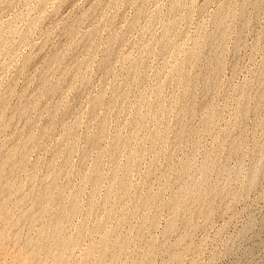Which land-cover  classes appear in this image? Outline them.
<instances>
[{
    "label": "rangeland",
    "instance_id": "rangeland-1",
    "mask_svg": "<svg viewBox=\"0 0 264 264\" xmlns=\"http://www.w3.org/2000/svg\"><path fill=\"white\" fill-rule=\"evenodd\" d=\"M243 1L244 0H181V1L180 0H176V1L175 0L174 1L173 0H0V31L1 30L3 31V32L2 31L0 32V101H1L0 104H2V106L0 105V108L4 109V110L0 109V114L2 116V117L0 116V118L1 119L5 118L4 120L0 119V126L4 124L3 125L4 127L3 126L0 127V155H1L0 158L3 156L5 158V155L8 152V150L11 152H13L14 150V153L16 152L15 155L17 156V159H19L20 164H22L23 158L26 159V161L23 160L24 161L23 164L27 162V164H25L26 166L23 165L20 168L21 169L20 170L18 168L20 165L15 169L12 168L13 163H14L13 161L16 159H14L13 161L11 160L13 163L11 161L9 163L8 161L7 165L8 163L10 165L7 166L5 164L6 166L5 165L3 166L2 171H1L2 173H0V179L4 180V181H0V184H3V185H0V188L2 186L1 188L2 190L0 189V196L2 195L4 196V197L3 196L0 197V208H1V205L3 207V209L1 208V211H0V218L1 216H3V219L4 218L5 219L7 218L6 220L9 219L8 221H6V223L7 225L8 224L10 225V226H7L6 223L3 224L5 219L3 220L1 218L0 221H2L3 223L2 222L0 223V228H1L0 229V264H25L26 260H28L26 264H34L37 261H38L37 263L39 264H42V262L43 264L44 263L48 264L47 263L48 261L49 263L52 261L51 264H53L54 262H55L54 264H57V262L58 264H63V263L64 264H74V262L75 264H77L76 260L83 261L82 262L83 264H84V261H86L85 262L86 264H92L90 262L95 261V259L97 260L96 262L99 261L98 262L99 264H119L122 262L120 261V259L124 260V262H122L123 264L126 263L125 261H127L126 264H128V262H130V264H137V263L143 264L144 261L146 260L145 258H149V256L151 255H152L151 256L152 261L149 258L146 260L148 261V263L145 261V264L146 263L147 264H165V263L170 264L172 262H173L172 264H264V77H263L264 76V66H263L264 65V0H253V2L256 1V4L258 3L256 5L254 2L255 6L252 4L251 0L249 1L245 0L244 2ZM170 2L171 3L175 2V4H177L175 5L176 8L174 6H171ZM225 4H227L228 7ZM242 4H245V5H242ZM218 6L223 9L220 10L221 8H219ZM171 7L174 8V10ZM225 7H226V11H224ZM241 7L245 9L244 13ZM217 8H219V10ZM227 8L228 9L230 8V9L228 10ZM233 10H235V12H233ZM86 11L87 13L88 12L89 13L88 14L84 13ZM230 11H232V13ZM237 11H239V13H237ZM214 13L216 14L215 15L216 17H214ZM236 13H237V16H236ZM217 14L219 15L221 14L220 15L222 16L221 18H225L223 17L224 14L225 16L229 14V16L226 17L227 19L226 18L219 19V15L217 16ZM31 18L37 23L35 24L31 23V22H34V21H31ZM213 18H215V20ZM221 20H223L221 23L225 22L226 26L224 24H222L223 26L220 25L221 23L217 25V23L220 22ZM213 22L215 23L213 24ZM28 24L30 27L27 26ZM33 25L35 27H33ZM215 27H217V29ZM223 27H225L226 29V30L224 29L225 32L221 31L220 29ZM7 28L8 30H11L12 32L14 29L15 31L16 30L17 31L16 33L12 35L11 34L12 32L9 31L10 33H8ZM27 28L29 30H27ZM214 28L217 31H215ZM212 30L214 31L212 32ZM220 31L224 32L225 34L222 33L221 35ZM4 32L6 35L5 39L3 36ZM6 32L9 35H7ZM25 32H27L26 33L27 35L25 34ZM209 32L213 35H214V32L215 33L218 32L219 34L216 33L213 39H211L213 35H211L212 37L210 36L211 38L207 39L206 36L210 35ZM21 33L22 35H25V37L22 36L21 38ZM207 33L209 34L207 35ZM217 34H218V37H217ZM198 37L199 38L201 37L203 39L200 38L197 40ZM219 37L220 39H218ZM216 38H217V41L222 40V42H219V41L216 42ZM195 39L197 40V42L194 41ZM206 39L207 40L211 39V42L207 41ZM214 39H215V42L212 41ZM201 41L203 42V44L201 43ZM193 42H196L198 44L201 43L203 46L200 44L201 45V48H200L197 46L198 45L197 44L196 45L198 47V50H197V47L196 48L193 47L196 44V43L193 44ZM213 43L214 45L216 43V45L214 46ZM67 44H70V47ZM217 45L220 47L221 51ZM204 46L207 47V50H204V52H202L203 50L201 49L203 48L206 49V47ZM66 47H69V48L66 49ZM109 48L111 49L110 51L108 50ZM190 48L192 49L194 48L192 50V53L190 52L191 51ZM187 50H189L188 53H187ZM194 50L195 51L197 50V52H195ZM58 51H60L63 54L62 55L59 52V54L64 56V59H62L61 55L58 54ZM107 51H109L110 54H108ZM218 52H220L221 55H219L220 53ZM207 53H209V56L207 55ZM56 54L59 57H61L60 59L62 61L58 58V56L56 58ZM186 54L187 55L189 54L188 57H190L193 61L196 60L197 63L195 61V65H194V62L191 61L190 58L188 60V57L187 58L185 57L187 56ZM196 56L200 58H197ZM214 56H217V57L215 58ZM221 57L222 59L218 60V58H221ZM185 58L188 61H185ZM55 59L60 60V61L57 60L59 62L58 65H56L57 62ZM214 61L216 62L214 63L216 65L213 64ZM177 62L180 64L182 62L183 63L185 62L184 64L187 67H185L184 64L179 66ZM173 63H176L174 64L175 65L174 68L172 65ZM220 64H221V67L219 66ZM50 65L51 66L54 65V67L57 69L55 68L53 69V67L50 68ZM183 65L185 69L183 68ZM133 67L135 70L137 69L135 73H134L135 70H133L132 72ZM47 68L49 70H46ZM172 68L173 70L174 69L176 70L171 72ZM177 68L178 69L183 68L184 71L183 70L179 71ZM67 69H69V71ZM65 70H66L65 73L67 75L64 74L65 76L62 78V76L60 75H62L64 73L63 71ZM77 70L79 72H76V75H75L74 72ZM44 71H47V72H44ZM176 71H177L176 74H178L180 78L177 77V75H175ZM170 72H171L170 74L171 76L169 77L168 73ZM178 72H182V73L179 74ZM204 73L205 75H203ZM172 75L174 78L172 77ZM185 77H186V80L189 77L188 80L190 81H186L184 79ZM191 77L192 78L194 77L193 78L194 80L190 79ZM182 81L184 83H181ZM41 82L43 85V88L41 87L42 90L39 88L40 86H42ZM58 82L60 83L59 85H58ZM45 85L48 87V89L45 87ZM50 85L55 86L56 89L60 87L59 88L60 90L58 89L59 93L57 91H56L57 93H53V89L54 91L56 89ZM182 85L183 86L186 85V86L183 87ZM206 85L207 87H205ZM6 88H8L9 90L8 89L6 90ZM124 89H126V93H128L129 95L125 96ZM184 89L187 91H184ZM190 89L193 95H190V99H189V92H191ZM7 91L8 92L10 91V94ZM48 91L52 92V94L51 95L50 93L48 94L47 93ZM242 93L243 94L245 93V94L243 95ZM2 95H4V97ZM59 97L64 100V101L63 100L61 101L62 102L61 104L59 103L60 102ZM158 97L161 99V100L159 99L160 101L157 99ZM143 98H145L144 101H143ZM2 100L4 103L2 102ZM30 101L32 103H30ZM140 101L141 102L143 101V104H141ZM146 101L147 103H144ZM191 101L193 104L191 103ZM64 102L66 103L64 104ZM152 102H156V104L153 103V107H155L154 110L153 109L150 110V108H153ZM160 102H163V103L166 102L167 104L171 103L169 104V106L171 105L170 107L173 108L174 110L170 109V107L168 108L167 107L168 105L166 103L161 104ZM184 102L186 103V105H183V107L185 106L186 107L183 109L182 104H185ZM91 103L93 105L95 104L96 106L95 105L93 106ZM157 103L161 105L159 106ZM136 104H141L143 107H141L140 105L138 106ZM187 104H189V108ZM23 105L25 106V109L28 108L27 109L28 112L24 109ZM35 105H36V108L32 109L31 107L32 106L35 107ZM57 105H60V106H58L57 108ZM54 106L56 108H54ZM136 106H138V108L141 107V109L140 110L136 109L137 108ZM144 106H147V107H144ZM157 106L158 107L163 106V108H160L161 109L160 110ZM165 106L168 108V109L166 108V110L170 109L169 111H167V113H164L166 112V110L165 111L163 110L165 109ZM180 106L182 109L181 108L179 109ZM239 106L241 107L242 110L245 109V111H241ZM19 107H21L20 108L22 109L21 111H24V112L21 113V111L18 110ZM60 107H61V110H60ZM213 108L216 110H214ZM56 109H58L59 111L58 110L56 111ZM178 109L181 111L180 114H179L180 111ZM190 109L192 110V112ZM238 109H240V112H238L239 111ZM136 110H138L137 115L139 114L138 115L139 118L138 116H136V112H133ZM175 110L177 111L176 113H175ZM184 110L185 111L187 110L186 111L187 112L186 115L188 114L187 116L184 115L185 114ZM48 112H53L52 114L53 116H51V114H49ZM20 113L21 114L24 113V114L21 115ZM177 113H178V116L176 115ZM133 115H135L136 118H133L132 117ZM140 115H142L143 118ZM103 117L106 120L104 119L100 120V118H103ZM140 118L142 119L143 122H141ZM177 118H179V121ZM183 118L185 120H183ZM9 119L10 120L12 119L11 120L12 123L11 121L8 122ZM131 119L132 120L135 119L136 122L133 121L134 122L133 123ZM77 120L78 122H76ZM1 121L3 123H1ZM104 121L106 124L103 123ZM205 121H207L205 123L206 126L203 124ZM8 123H10L11 125L9 124L10 126L8 125L7 127ZM137 123L139 124L137 125ZM100 124L101 126L103 124L104 127L106 125L107 128L106 127L103 128L101 126L99 127ZM135 124L138 127H136ZM185 124L188 127L185 126ZM69 125L74 126V127L69 128L68 127ZM139 125H141V127ZM97 126L99 127V129L97 128ZM131 126L134 128L136 127L138 129L134 130ZM145 127L148 129V132L146 131L147 129ZM164 127L165 129L170 128V130L168 129L169 131H167L166 129V131H164ZM71 128H73V130ZM88 128H90L91 131L93 130L92 134H90L91 131ZM150 129L153 132L151 131L149 133ZM177 129H179L180 131L179 130L177 131ZM86 130L88 131L90 135L86 133L87 132ZM97 130L98 131L100 130L99 132L101 133L97 132ZM103 130H105V132ZM154 130L156 131L155 135L156 136L159 135L158 137H156L153 134ZM67 131L69 133L71 132V134L68 135ZM15 132L17 133L18 136L15 134ZM117 132H118V135L119 133L121 134V136L119 135L120 137H118V135L116 137L114 136V134L116 135ZM129 132L130 133L134 132L136 135H134L133 133L130 134ZM18 133L21 135H19ZM97 133L100 134V138L98 137L99 139L97 138V136H99V135H96ZM147 133H149V136H147L148 135ZM28 134L29 136L31 135L30 136L31 138L27 136ZM64 134H66L67 136ZM126 134L133 135V137L130 138L128 137V135L126 136ZM95 135H96L95 137L96 140H94V137H93ZM153 135L154 137H156L155 139ZM160 135L162 136L161 140L159 139L161 137ZM66 137H69L68 140L66 139ZM84 137L86 138V141H84L85 140L83 139ZM87 137H89L90 140L93 137L92 142L90 141L91 144H89L90 142ZM117 137H118V140H116ZM150 137H152V140H150ZM163 137L165 138V140L163 139ZM16 138H18L19 140ZM23 138L24 140H22ZM111 138H113V141ZM177 138L179 140L182 138L181 140L183 141L181 140L178 141ZM234 138H236L235 142L234 140L231 141V139H234ZM30 139H32L33 142ZM13 140L15 141V144H17L18 142L19 143L21 142L20 143L21 145H23V142L26 140L28 146L24 147L25 142H26L25 141L24 146H22L24 148L23 149V148H20L21 145L18 143V145H20V146L17 145V147H19L18 149L14 146L15 144H13L14 142ZM59 140H61L62 142ZM129 140L130 142L131 141L132 142L130 143ZM153 140L155 142H151ZM236 140L238 142H236ZM115 141L116 142L118 141V142L115 143ZM161 141L164 143L162 144ZM85 142L87 143V145ZM109 142L111 143L109 144ZM113 142L116 145L112 144ZM121 142L127 145L131 144L132 147L129 146L125 149V146L127 145L122 146ZM59 143H60V146H59ZM73 143L76 146V148L72 146L69 148L68 145L70 144L73 145ZM93 143L97 145L94 146ZM214 143H216L215 145L218 147L219 145H223L221 146L223 148L221 149V147L219 148L216 147ZM11 144H13V146ZM64 144H67V145H64ZM118 144H121V145H118ZM108 145L109 147L111 145H114V147L112 148L111 146V148H112L113 154L115 153V155L111 154L112 151H111V148L108 147ZM163 145H164V148H163ZM57 146H58V149H57ZM64 146H67V148ZM88 146L89 148L86 149V147ZM115 146L120 147V148H116ZM121 146L124 147L125 150L122 149ZM159 146H161V149ZM229 146L230 147L234 146V150L236 152H234L233 150L232 153H236V154L231 155L230 154L231 152H230L228 154L229 158H227V156L225 157V155L230 151ZM9 147H12V149L11 148L9 149ZM212 147L213 148L216 147L217 149L215 148L213 152ZM2 148H4V150H2ZM6 148L8 150H6ZM54 148H56V150H59L55 152L56 156L55 154L52 155L53 152L56 151ZM59 148L61 149L63 148L65 151L62 149L60 152ZM71 148H74V149H71ZM104 148L105 149L109 148V149L106 152L105 150H103ZM237 148H240L238 149V152H237ZM83 149L84 151H86V153H84ZM115 149L118 151L117 152L118 156H116L117 153ZM129 149L131 150L130 151L131 153L129 152ZM156 149L157 150L159 149L160 151L158 150L157 153L154 152V151H157ZM21 150L22 151L25 150L26 152L23 153ZM119 150H120V154H119ZM209 150H210V154H208ZM1 151L6 152V153H2ZM169 151L170 153L171 151H173L172 152L173 154L172 153H171L172 155H170V153L168 154ZM11 152H8V154H10ZM58 152L62 154L59 155ZM87 152L89 153V155ZM96 152L97 153L101 152L102 155L101 154L99 155ZM136 152L139 154H137ZM205 152L206 154L204 155L203 153ZM21 153H23L24 155H21ZM82 153L85 155L82 156ZM17 154H20V155H17ZM68 154H69V157H68ZM104 154L106 155L105 158L107 156L109 157L105 159ZM157 154H159V156H156ZM26 155L28 158L24 157ZM98 155L101 156L99 157V159L96 158L98 157ZM130 155L132 156L133 161L131 159L129 160V158H131ZM153 155L156 157L152 158ZM203 155L204 156L210 155V157L206 156L204 159ZM223 155L225 159H223L224 158L222 157ZM16 156H14V158H16ZM59 156H61V158ZM114 156H116L115 158L118 157L117 158L118 160L116 159L117 167L115 166L116 162L115 163L111 162L112 164H108L110 161L115 160ZM135 156L137 157L136 159H135ZM215 156H217V158H215ZM94 157H95L94 159L95 162L92 161ZM126 157L128 158L129 163L128 161L126 162L127 160ZM168 157H170L169 160H167ZM4 158H1V159L3 160ZM83 158L85 160H83ZM202 158H203V161L206 160L205 162L209 164L208 166L209 168L201 167L202 163L204 164V165L202 164L203 166L207 165L205 162H202ZM96 159L101 162L97 161ZM185 159L188 160L187 161L188 163H190L188 165V167L191 166L189 169L188 167H186L187 162L186 163L183 162ZM212 159L214 160L211 161ZM54 160H56L55 163H54ZM64 160H67L68 163L70 164H67V162L65 161L66 162V165H65ZM217 160L220 162V164H217L218 163ZM96 161L99 164L100 163L101 164L99 165L98 163H96ZM180 161L183 162L186 168L183 167V164ZM210 161L213 162L214 165L211 164ZM214 161L216 162L217 165L215 164ZM124 162H126L124 164L125 167L128 166L129 164L133 165L132 167L131 165H129L130 167H127V168H131L132 170L130 169L128 170L126 168V171H122L124 167L123 165ZM49 163L53 164V166L55 167H52L51 165L49 167ZM57 163L59 165V168L62 167L60 169L58 168L60 171L56 170L58 166ZM59 163H61V165ZM179 163L182 164V166ZM32 164L35 166L34 169H32V171L34 170L33 173L30 170L31 167L33 168ZM91 164L93 165V167L90 168ZM97 164L99 166L95 167V165ZM150 164L151 166H149ZM67 165L68 167H66ZM121 165H123V167H121ZM210 165L212 166L210 167ZM24 166L26 168H24ZM101 166L103 169L99 170ZM213 166H215V168ZM51 167H52V171L54 174L51 172ZM112 167L113 169H111V171H114L116 167L115 171L117 173L114 171L116 173V174L114 173L115 175L114 174L112 175L113 172L109 171L110 168ZM125 167H124V170H125ZM92 168L95 171L99 170L103 173L98 174L99 172H95ZM47 169H49L48 170L49 172L47 171ZM89 169L91 170V172ZM209 169L211 170L210 174H209V171H210ZM17 170L20 172L18 173ZM77 170H79V172H77ZM85 170L88 175L85 173ZM201 170H204V171H201ZM255 170H256V173H255ZM4 171L7 173H5ZM29 171L31 172V174ZM129 171H131L130 175L128 174ZM251 171H254V173ZM9 172L12 174L17 172L18 174H14L13 176ZM35 172L37 173L34 174ZM58 172H62L60 173L61 175ZM88 172H90V174ZM201 172H203V175L201 174ZM57 173L59 174L60 177L58 176ZM80 173H82V175L84 173L86 176L85 175H84L85 177L81 176ZM120 173L122 176H119ZM4 174L8 178L2 176ZM77 174H79V176ZM253 174H255L256 177L252 176ZM16 175H19V176H16ZM98 175H101V177ZM199 175L201 179L198 177ZM9 176H11V178ZM29 176H33V177L29 179ZM45 176L46 178H44ZM91 176L93 178L94 177H97V178L93 179ZM115 176L116 177L119 176L118 178L120 179L121 177V179L118 180V178H115ZM166 176L170 178V179L168 178L169 179L168 183H167L168 180H166ZM80 177L81 178L84 177L82 178L84 182L81 180ZM14 178L16 179L14 180ZM38 178H42V179H38ZM50 178L53 179V180L51 179L53 182L49 180ZM114 178L117 179L118 181H116ZM202 178L204 181L202 180ZM66 179H68V182H65ZM97 179H99V181H97ZM198 179H200V182H197L199 181ZM12 180L15 183H12ZM40 180H43V181H40ZM44 180H46V182H44ZM122 180L124 182V186L127 185L126 187L128 186L130 187V189L129 187L127 189L124 186L123 187L125 189L119 188L121 189L120 191H122L123 194L119 192V189L116 192L117 188L119 187L118 184H116V182L119 183V181H122ZM126 180L128 181L127 183H126ZM194 180L196 181V183L194 182ZM8 181L9 183L7 184L8 186L6 187L5 185ZM47 181L50 183H48ZM95 181L99 182V184H96L97 182L94 183ZM106 181L108 182L109 185L111 184L110 182H113L110 185V187L113 184L115 186L113 185L112 186L113 188H109L108 187L109 185L107 184ZM59 182L60 184L58 185ZM63 182H65L64 184L65 185L67 184V186H64V184H62ZM193 182L195 183L194 185L198 183L196 185V188H198L197 194L198 196H202V198L196 195L193 196L194 194L193 192L194 188L192 184ZM42 183L47 187V189L49 186V190H47V192L49 191L48 194H52V195L51 197L50 195L48 197L46 195L47 198L46 197L45 198L47 199L48 203H45L46 199L44 198L45 199L44 202L42 201L40 204L36 205L34 197H36L35 195H37L40 192L38 188L39 189L46 188L44 185L41 186ZM80 183H83L84 186ZM92 183L95 185H98V188L95 189L97 186L93 185ZM39 184H41L40 185L41 188L38 186ZM91 184L95 186V188ZM163 184H166L165 185L166 187H164ZM36 185L38 186V188ZM50 185L54 189L51 188ZM75 185H77V189ZM78 185L80 187L83 186V189L84 188L85 189L81 190ZM10 186L12 189L10 188ZM59 186L61 187V189L59 188ZM178 186H181V188L179 189ZM32 187L34 189L36 188L35 190L37 191L34 190V193H33ZM107 187L109 188L108 190H106ZM6 188L11 191L6 190ZM78 188L81 192L78 190ZM161 188H163V190ZM50 189H52L53 191ZM122 189H124L125 191L126 189L130 191L129 192L126 191L127 194H125L124 193L125 191ZM159 189L161 190V192ZM178 189L181 190L179 191V193L177 192ZM183 189L184 190L186 189L187 191L185 190L182 193ZM215 189L217 191V194H216ZM75 190L80 192V196L78 195L79 192L75 193L76 192ZM92 190H93L92 192L93 194L91 193L89 194V192ZM94 190L96 191L94 192ZM157 190L160 193L156 192V194L159 193L156 196L155 191ZM174 190L177 196L174 194L171 195V193H174L173 192ZM220 190L221 191L224 190L222 191L223 193H221ZM27 191H28L27 194L31 193V195H26L25 193ZM50 191H52L53 193L52 192L50 193ZM55 191H58L56 192L58 195L55 194ZM105 191H108V192L111 191L112 193L114 192L111 195L115 196V199L114 197L112 198V196L108 194V192H105ZM198 191L201 195L198 193ZM208 191H210L212 194L209 192L208 193L209 196L206 198ZM22 192H24V194H22ZM36 192L38 193L36 194ZM115 192L118 194L117 196ZM186 192H188L189 194H187ZM202 192H203V195H202ZM59 193H60V196H62V200H61V197L59 196ZM74 193L75 195L77 194L76 197ZM161 193L162 195H160ZM64 194H66V196ZM69 194H70V197L68 196ZM95 194H97V196ZM103 194L104 195L107 194L106 196L108 197L107 198L108 201L106 200V196L103 197ZM120 194L123 196L120 197ZM214 194L216 195L214 196ZM89 195H92V197L94 198L92 199V197ZM158 195H160V197ZM187 195L191 196V198H188ZM144 196L147 197L146 200L144 199L146 198ZM171 196H172V199L174 200V201L172 200L173 202L171 201L172 203L169 202L170 199L168 200V198H170ZM175 196L177 199H175ZM183 196H184V199L187 197L186 199L187 201H185L184 199H181L183 198ZM192 196L193 198L195 197L196 200L198 197V201L192 200L191 203H194V204L189 205L190 202L188 203V201H191L190 199H193ZM203 196H204L205 204L203 202L204 201ZM66 197H68L69 199L67 198V201H64ZM72 197H74L75 199H73ZM116 197L117 198L119 197L118 200H116ZM156 197L158 198L155 200ZM111 198L114 200V201L112 200L114 203L110 202ZM149 198L150 199L152 198V200H148ZM179 198L183 200L181 203H179L180 202ZM199 198L201 199L202 202L200 201ZM208 198H210V202L212 200L213 204L207 201ZM17 199L19 202L23 201L22 204H20L18 201L17 203L16 202ZM24 199H28V200L24 201ZM48 199L51 200V202ZM52 199L55 202L57 201L59 204L61 201L62 205L63 204L64 205L60 206L57 202L54 203ZM103 199H105L107 202L106 201L103 202L102 201ZM1 200L5 201V202L3 201L4 204L1 202ZM71 200L73 204L71 203ZM78 200L81 201L80 203L82 204H79ZM175 200H178L177 203L175 202ZM144 201H145V205L147 206L148 204H150L149 201H151L150 205L153 204L152 207L150 205L146 207L143 203ZM162 201L164 204L165 202L169 203L168 205H172L175 202L176 204L174 203L173 205H176V206H174L175 208H172L173 206L169 207L167 206V204L164 205ZM65 202L67 203L65 204ZM87 202H89L88 203L89 205L87 204ZM102 202L103 203L106 202L105 204L107 205L103 204V207H102ZM206 202H209L208 203L209 206ZM5 203H6V206H3L5 205ZM99 203H101L100 204L101 206L99 205ZM109 203L111 205V208H110ZM182 203L186 205L188 204V205L186 206V205H183ZM33 204L34 206H32ZM41 204L45 206L43 207V209L45 208L44 210L47 211L46 208L50 209L51 212L47 211L48 212L47 214H50L48 218H47V214L46 215L44 214V212L46 211L40 208V206L42 207ZM44 204H47L48 206H51V205L52 206L48 207L47 205H44ZM117 204L119 205V207L121 206L124 209L121 207L120 209ZM133 204H135V206L138 208H135ZM20 205L22 206L20 207ZM68 205H69V208H67ZM140 205H142V207ZM37 206H39L38 209H37ZM56 206H58V208ZM76 206H77V209L74 208ZM113 206L115 209L113 208ZM127 206L129 209L127 208ZM143 206H145L144 209H143ZM163 206H167L168 208L163 207ZM179 206H181V208H179ZM183 206L186 208L187 207L189 208L186 209ZM210 206L212 209L209 208ZM59 207L61 208L60 210H58ZM65 207L67 208V211ZM71 207L74 208V210L78 212H75L73 209H71ZM80 207L82 208L79 209ZM88 207L89 208L91 207V209H89ZM206 207L207 209L202 210V208H206ZM17 208L19 209V212L18 214L15 215V213H17L18 211ZM107 208H110L109 210L113 211V212L111 211L112 215L114 213L115 215L120 213V215L118 214L116 215V217H114L115 215L111 216L109 214L110 211L109 210L106 211ZM132 208H135L136 210L134 209L135 210L134 211L132 210ZM156 208L160 210L156 211ZM9 209L10 210L13 209L12 210L13 212L12 211H10L11 213L5 212L6 210L9 211ZM93 209L94 210L96 209V210L93 211ZM146 209H147V213L145 212ZM176 209H180V210L176 211ZM208 209L209 211H207ZM2 210H4L5 213ZM61 210H63L62 212L63 214L66 211L65 213L66 215L60 214ZM72 210H73V213H71ZM84 210L85 211L88 210L90 215L88 216V213L86 212L87 213L86 214ZM91 210L93 211V213L94 212L95 213L91 214ZM28 211L29 212L32 211V212L29 214ZM55 211L58 213H56ZM203 211L205 213H208L207 216ZM36 212L37 213L39 212V214H36ZM141 212L142 213L144 212V213L141 215ZM155 212H157V214L160 212L158 214L159 216H156ZM7 213H10V214L7 215ZM53 213L56 215L55 217L58 218L57 219L58 221H60L61 219L62 220L64 219L63 221L61 220L63 223L60 221L61 222L60 232L63 230L65 231V234L66 233L69 234L70 232V235H71V232L74 231L75 234L74 233H73L74 235L72 234V236L74 237L69 236V238L73 242L68 238L67 234L65 237L60 232H58L56 236L54 235L56 234L54 232L55 231L54 225L58 221L57 220L55 221L54 218H52L54 222H51L52 220L50 219L51 217L54 216V215L51 216V214ZM75 213L76 215H73L74 217L71 216L72 214H75ZM107 213L109 214V217ZM126 213L129 214L128 218L126 217L127 220L124 217ZM173 213H175V215ZM209 213H211V215ZM11 214L13 215L11 216ZM23 214L25 216H22ZM144 214L146 216H144ZM172 214H173V217H172ZM36 215H37V219L35 217ZM68 215L69 217L70 216L73 217V219L71 217L68 219V217H66ZM122 215H124L123 216L124 218L122 217ZM138 215L140 217L141 216L146 217L145 218L146 222L144 223L145 219L143 220L142 219L143 217L140 219ZM152 215L154 217H158L156 223L154 222L156 221V218L155 220H154V217H153V220L151 219ZM186 215L188 217L187 218L188 221L186 217L185 219L188 223H186L183 217ZM208 215L209 217L210 216L211 217L207 219ZM106 216L110 219L111 217H114V219L109 220L106 218ZM26 217H28V220ZM45 217L47 218L46 220V222L48 221L47 223L43 221ZM97 217L100 218L101 220L98 219L100 221H97ZM120 217H122V221L124 224H122V221L121 222L117 221L118 219L121 220ZM167 217L169 218L172 217V218L168 220ZM181 217H182V220H181ZM17 218H19V220H17ZM38 218H40V220ZM66 218L69 221H71V223L67 220L68 222L66 224ZM174 218H176L177 220L175 221ZM33 219L35 220L33 221ZM16 220L18 221V223L15 222ZM26 220L30 224L29 223L27 224ZM140 220H142V223ZM166 220H168L167 221L168 223L170 222V220H172L174 223L176 222V226H172L173 227L172 230H170V227H169V230H167L168 228L166 227H168L169 225L167 226L165 225L167 223ZM10 221L13 223V224L11 223L12 225L10 224ZM83 221L84 223H86L84 225L85 227L86 225L89 226L91 223L95 221V224H91V230L89 228L90 231H92L93 229L95 230L89 233L88 228L87 227L85 228L82 226ZM182 221H185L186 224L183 223ZM23 222H26V223H23ZM31 222L34 224H32ZM41 222L47 225L50 222L51 225L53 224L54 225L53 227L52 226L50 227V224H49L48 226L49 229H48L47 225L45 226L46 227L45 228L43 227L45 224L43 225ZM98 222H101L104 225ZM113 222L114 224L118 222L120 223L114 225ZM150 222L152 223V225ZM137 223H138L139 228L140 226H143L142 229H145V231L143 230L142 232L141 229L137 231L138 226L135 227ZM15 224H20V226L21 224H23V226L25 224V226L24 227L23 226L20 227L19 225L15 226ZM120 224L124 226H119ZM182 224L183 225L185 224V226H183ZM28 225L29 226L34 225V226L31 228V226L29 227ZM94 225L96 226L101 225V226H99V228L98 227L95 228L96 226L94 227ZM116 225H118L121 231V232L119 231L120 234L117 233L118 227H116ZM131 225H135V226L131 227ZM13 226H14V229L11 230ZM17 226L18 228H16ZM64 226H66L67 229ZM6 227H9V229L7 230ZM27 227H29V229ZM36 227L39 230V231L37 230L38 232L36 231L37 229ZM78 227L79 228L81 227V229H79ZM148 227H151V229L150 228L148 229ZM128 228L129 230L131 229V231H129ZM132 228H134L135 230L137 229L136 232ZM15 229L16 230L18 229V230L16 231ZM43 229L44 230L46 229V231L43 232ZM78 229L79 230L83 229V230L79 231ZM84 229L87 233L84 231ZM104 229L106 230L104 231ZM163 229L165 230V232ZM77 230L80 232L79 234H81L82 232V234L84 233V236L85 235L86 236L84 238L83 236L79 237V234L76 232ZM17 232L19 233V235ZM40 232H43V235L38 234ZM105 232L107 233L104 234ZM111 232L112 233L115 232L117 235L112 236ZM129 232H131L132 234L130 235ZM34 233H36L35 236H39V238L37 239L36 237L34 238ZM52 233H53V236H52ZM162 233H164L163 234L164 236H162ZM182 233L184 234L182 235ZM31 235L36 240L40 239L41 237H43L44 239L45 238L47 239L49 235H51L52 237L49 236L50 241L48 239L44 240L43 238H41L40 241L43 242V244L38 240L42 244L41 245L40 243H38V241L36 242L32 237H30ZM103 235H105L104 237L108 238L107 246L106 244L102 245V243L104 242V238H101V237H103ZM132 235H135L137 237L139 235H142V236H140V238L138 239L137 237L132 236ZM44 236H47V237H44ZM121 236L124 241L120 238ZM56 237L58 239H56ZM63 237L64 238L67 237L70 241H68V245H67L68 248L64 247L65 249L63 250V255H62L61 254L62 247L65 244L63 243L61 245L60 244L57 245L58 249L56 250V252L58 254L54 252L55 249H53L54 248L53 246H55L56 248L57 243L65 242V240L67 241V239L64 240ZM75 237L77 239H75ZM111 237L112 238L115 237L114 239L115 241L116 240L117 241L115 242L114 240H111L112 239ZM151 237L153 239H151ZM180 237L182 238L183 241L179 239ZM51 238H53V240ZM59 238L62 239L61 242ZM78 238L82 240L80 239L78 240ZM99 238H101L100 244L96 246V244L99 243V240H98ZM156 238L159 239L157 240V242L155 241ZM162 238H164L163 241H162ZM133 239L135 240V242H132L134 241ZM148 239L150 240V242L148 241ZM160 239L162 243L159 242ZM176 239L178 240V242H180L179 240H181L182 243L180 242L181 244H178ZM30 240H32L31 242H33L34 246H35L34 243H36V246L37 245L38 246L32 249L31 245H29ZM74 240L75 241L77 240V243H79L77 244V247L75 246L76 243L74 242ZM118 240H120V242H118ZM52 241H55V242H52ZM175 241H176V244L174 243ZM45 242H49L50 244L52 243L51 245L52 248L50 246L47 247L48 243L46 244ZM69 242L71 244H69ZM110 242H111V245H110ZM118 243H121V244H119L118 246ZM150 244L153 245L152 247H155L156 245L158 249L156 248L155 250V248H151ZM24 245L26 246L25 248L23 247ZM70 245L74 247H71ZM104 245L106 247H104ZM115 245L119 247V249H123L125 253H123V251L121 250L119 252L121 254H118L119 249L115 247ZM149 245H150L151 252L149 251V247H147ZM39 246L41 249H42L41 246H43V248L47 247L48 249L50 248L51 250L49 249L50 251L49 252L47 251L48 249L45 248L44 252L47 251L46 252L47 254H46L43 251H39L40 250ZM60 246L61 248H59ZM108 246L109 247L112 246V247L109 248ZM29 247H31V249ZM98 247L100 249H98ZM102 247H104L103 250L101 249ZM38 248L39 250H37ZM107 248H109V250ZM112 248L114 251L116 250L115 252L112 253L113 255L116 253L114 256L111 255L110 253L113 251L111 250ZM147 248H148V251H147ZM87 249L89 250V252H85V250ZM126 249L127 250L129 249V251H127ZM144 249L145 251H143ZM23 250L25 251V254L22 253L24 252ZM65 250L66 251L68 250V251L66 252ZM99 250L101 251L100 253H99ZM104 250L105 251L107 250L105 252L106 254L105 255L103 254L104 256H101ZM141 250L143 252L147 251L148 253L149 252L150 253L148 255H146V253H144L145 255H141V253L143 254ZM178 250L179 251L181 250V251L178 252ZM35 251L36 253L41 252L40 255L36 254V256L38 255V258L35 256ZM69 251H71L72 253L71 255L68 254ZM90 251L91 253L95 252L96 254L90 255ZM52 252H53V255H52ZM59 252L61 254V257H60ZM175 252L177 255L178 254L179 256L181 255V257L178 256L177 259L179 261H176L177 260L176 259L175 260L176 262L174 261L171 262L170 258L173 255V253L175 254ZM181 252H183V254ZM54 253L57 255H55ZM84 253L86 254L88 253V256L90 255L89 256L90 258ZM98 253L104 259L102 258L100 259L99 258L100 256L98 255ZM44 254H46V256ZM78 254H79V257H78ZM109 254L113 256V258H115L114 262H113L112 257H110ZM117 254H118V258H116ZM122 254H125L128 260ZM26 255H29L28 258L30 259L28 258L26 259ZM64 255H65V258H64ZM67 255L71 256L70 257L71 259L69 258V256L67 258L66 257ZM96 255H97V258H94V256ZM121 255L124 257H122ZM41 256H44V258L48 257V260L43 261L44 258L43 257L41 258ZM50 256H53L55 259ZM58 256L61 259L58 258ZM75 256L77 258H73ZM80 257L81 258L85 257V259L82 258V260H80L81 259ZM138 257L142 258V262H140V259ZM39 258L42 260V262H39L41 261V260H38ZM62 258L63 259L67 258L68 262L65 263L66 261L63 260ZM88 258L91 261H89ZM143 258L145 260H143ZM74 259L76 260L74 261ZM136 259L138 260L137 263L136 261H134ZM60 260H63V263ZM100 260L103 262L100 263ZM132 260L134 261V263L132 262ZM79 261H78V264L81 263V262L79 263ZM166 261H168L169 263ZM93 264H96V263L94 262Z\"/></svg>",
    "mask_w": 264,
    "mask_h": 264
},
{
    "label": "bare ground",
    "instance_id": "bare-ground-1",
    "mask_svg": "<svg viewBox=\"0 0 264 264\" xmlns=\"http://www.w3.org/2000/svg\"><path fill=\"white\" fill-rule=\"evenodd\" d=\"M173 1H174V0H173ZM175 1H176V0H175ZM180 1H181V0H180ZM244 1H245V0H244ZM244 1H243V2H244ZM248 1H249V0H248ZM251 1H252V4H253V5H254V2H255V4H256V1H254V2H253V0H251ZM258 2H259V1H258ZM170 3H171V2H170ZM177 3H178V2H177ZM172 4H174V5H172ZM252 4H251V5H252ZM257 4H258V3H257ZM257 4H256V5H257ZM170 5L175 7V5H177V4H175V2H174V3H171ZM225 5L227 6V4H225ZM242 5H245V4H242ZM247 5H248V3H247ZM219 6H220V5H219ZM219 6H218V7H219ZM254 6H255V5H254ZM227 7H228V6H227ZM171 8H172V7H171ZM175 8H176V7H175ZM219 8H221V7H219ZM219 8H217V9L219 10ZM237 8H238V7H237ZM172 9L174 10V8H172ZM222 9H223V8H221L220 10H222ZM227 9H228V8H227ZM229 9H230V8H229ZM229 9H228V10H229ZM239 9H240V8H239ZM241 9H243V13H244L245 9H244L243 7H241ZM218 10H216V11H218ZM237 10H238V9H237ZM87 11H88V10H87ZM87 11L84 12V13H87ZM89 11H90V10H89ZM224 11H226V7H225V10H224ZM241 11H242V10H241ZM241 11H240V12H241ZM220 12H221V11H220ZM222 12H223V11H222ZM230 12L232 13V11H230ZM233 12H235V10H233ZM88 13H89V12H88ZM88 13H87V14H88ZM216 13H217V12H216ZM226 13H227V12H226ZM228 13H229V12H228ZM237 13H239V11H237ZM237 13H236V16H237ZM234 14H235V13H234ZM234 14H233V15H234ZM240 14H241V13H240ZM42 15H43V14H42ZM215 15H216V14L214 13V17H216ZM218 15H219V14H217V16H218ZM220 15H221V14H220ZM220 15H219V19L222 17V16H220ZM222 15H223V14H222ZM226 15H227V14H226ZM230 15H231V14H230ZM243 15H244V14H243ZM227 16H229V14H228ZM227 16H225V14H224L223 17L226 18ZM234 16H235V15H234ZM238 16H239V15H238ZM225 18H221V19H225ZM213 19L215 20V18H213ZM226 19H227V18H226ZM214 20H213V21H214ZM29 21H30V20H29ZM31 21H34V20H32V18H31ZM222 21H223V20H221L220 22H218L217 25L220 24ZM77 22H78V21H77ZM216 22H217V20H216ZM28 23H29V22H28ZM31 23H34V24H35V23H37V22L34 21V22H31ZM214 23H215V22H213V24H214ZM222 24H224V25L226 26V23H225V22H224V23H221L220 25H222ZM77 25H78V24H77ZM77 25H76V26H77ZM215 25H216V24H215ZM215 25H214V26H215ZM220 25H219V26H220ZM27 26H29V24H28ZM31 26H32V25H31ZM222 26H223V25H222ZM29 27H30V26H29ZM33 27H35V26L33 25ZM71 27H72V26H71ZM215 28L217 29V27H215ZM215 28H214V30H215ZM218 28H219V27H218ZM13 29H14V28H13ZM212 29H213V28H212ZM220 29H221V31H224L225 27L220 28ZM222 29H223V30H222ZM27 30H29V29L27 28ZM214 30H212V32H213ZM218 30H219V29H218ZM225 30H226V29H225ZM1 31H2V30H1ZM1 31H0V32H1ZM7 31H8V33L12 32L11 30H8V28H7ZM9 31H10V32H9ZM14 31H15V29H14L13 32L11 33L12 35H13L14 33H16L17 30H16L15 32H14ZM73 31H74V30H73ZM215 31H217V30H215ZM221 31H220V32H221ZM2 32H3V31H2ZM218 32H219V31H218ZM218 32H216V33H218ZM224 32H225V31H224ZM224 32H221V35H222V33L225 34ZM22 33H23V32H22ZM22 33H21V38H22V36L25 37V35H22ZM26 33H27V32H25V34H26ZM68 33H69V32H68ZM70 33H71V31H70ZM209 33H210V32H209ZM209 33H207V35H208ZM216 33L214 32V35H216ZM6 34H7V32H6ZM218 34H219V33H218ZM218 34H217V37H218ZM2 35H3V34H2ZM7 35H9V34H7ZM26 35H27V34H26ZM211 35H213V34L210 33V35L206 36V38H207V39H208V38H211V37H212ZM214 35H213V37H212L211 39L214 38ZM221 35H220V37H221ZM3 36H4V39H5V37H6L5 32H4V35H3ZM202 36H203V35H202ZM210 36H211V37H210ZM1 37H2V36H1ZM215 37H216V36H215ZM220 37H219L218 39H220ZM200 38H201V37H200ZM200 38L198 37L197 40L200 39ZM204 38H205V36H204ZM223 38H224V37H223ZM223 38H222V39H223ZM201 39H203V38H201ZM207 39H206V40H207ZM211 39H210V40H207V41H210V42H211ZM197 40L195 39L194 41L197 42ZM204 40H205V39H204ZM207 41H206V42H207ZM212 41L215 42V39L212 40ZM218 41H219V40H218ZM218 41H217V38H216V42H218ZM196 42H193V44L196 43ZM198 42H199V41H198ZM204 42H205V41H204ZM219 42H222V40H220ZM201 43L203 44L202 41H201ZM201 43H199V44L196 43L195 46H193V47L196 48V47L198 46V47L201 48V45H202ZM65 44H66V43H65ZM75 44H76V43H75ZM197 44H198V45H197ZM200 44H201V45H200ZM207 44H208V43H207ZM67 45H69V47H70V44H67ZM67 45H66V46H67ZM196 45H197V46H196ZM199 45H200V46H199ZM213 45H214V43H213ZM215 45H216V43H215ZM215 45H214V46H215ZM218 45H219V43H218ZM218 45H217V46H218ZM87 46H88V45H87ZM202 46H203V45H202ZM206 46H208V45H206ZM206 46H204V47H206ZM211 46H212V45H211ZM220 46H221V45H220ZM222 46H223V44H222ZM236 46H237V45H236ZM63 47H64V46H63ZM69 47H66V49L69 48ZM111 47H112V46H111ZM198 47H197V50H198ZM209 47H210V45H209ZM209 47H208V48H209ZM212 47H213V46H212ZM218 47H219V46H218ZM234 47H235V46H234ZM194 48H193V49H194ZM213 48H214V47H213ZM190 49H191L190 52L192 53V50H193V49H192V48H190ZM209 49H210V48H209ZM216 49H218V48H216ZM219 49H220V47H219ZM222 49H223V48H222ZM64 50H65V49H64ZM108 50L110 51L111 49L109 48ZM197 50H196V51L194 50V51L197 52ZM201 50H203L202 52H204V50H207V47H206V49L203 48V49H201ZM201 50H200V51H201ZM213 50H214V49H213ZM109 51H107L108 54H110ZM218 51H219V50H218ZM220 51H221V49H220ZM59 52H60V51H58V54H59ZM188 52H189V50H187V53H188ZM207 52H208V51H207ZM210 52H211V51H210ZM60 53H61V52H60ZM199 53H201V52H199ZM218 53H220V52H218ZM61 54H62V53H61ZM61 54H59V55H61ZM108 54H107V55H108ZM189 54H190V53H189ZM189 54H188V55H189ZM194 54H195V53H194ZM194 54H193V55H194ZM197 54H198V53H197ZM197 54H196V55H197ZM62 55H63V54H62ZM62 55H61V57H62V59H64V56H62ZM186 55H187V54H186ZM188 55L185 56V57L187 58ZM193 55H192V56H193ZM202 55H203V54H202ZM207 55L209 56V53H207ZM219 55H221V53H220ZM57 56H58V55L56 54V58H57ZM194 56H195V55H194ZM194 56H193V57H194ZM197 56H198V55H197ZM197 56H196V57H197ZM205 56H206V55H205ZM26 57H28V56H26ZM26 57H25V59H26ZM51 57H52V56H51ZM61 57L58 56L59 59H60ZM201 57H202V56H201ZM214 57L216 58L217 56H214ZM29 58H30V57H29ZM29 58H28V59H29ZM54 58H55V57H54ZM54 58H53V60H54ZM105 58H106V57H105ZM186 58H185V61H188L190 57H188V60H187ZM194 58H195V57H194ZM194 58H193V59H194ZM197 58H200V57H197ZM203 58H204V57H203ZM215 58H214V59H215ZM51 59H52V58H51ZM59 59H57V60L60 61L61 59H60V60H59ZM182 59H184V58H182ZM190 59H191V58H190ZM195 59H196V58H195ZM212 59H213V57H212ZM219 59H222V57H221V58H218V60H219ZM55 60H56V59H55ZM57 60H56V62H57L56 65H58V63H59ZM198 60H199V59H198ZM205 60H206V58H205ZM215 60H216V59H215ZM61 61H62V60H61ZM182 61H183V60H182ZM191 61H193V60L191 59ZM195 61H196V60H195ZM195 61H193V62H194V65H195ZM212 61H213V60H212ZM178 62H180V61H178ZM178 62H177V63H178ZM189 62H190V61H189ZM208 62H209V61H208ZM220 62H221V61H220ZM102 63H103V61H102ZM104 63H105V62H104ZM129 63H130V62H129ZM184 63H185V62H184ZM184 63L182 62L181 64H180V63H178V64H179V66H180V65H182V64H184ZM196 63H197V61H196ZM198 63H200V62H198ZM214 63H216V62L214 61L213 64H214ZM217 63H218V62H217ZM53 64H54V63H53ZM174 64H176V63H173V64H172V65H173V68H174V66H175ZM201 64H202V63H201ZM56 65H55V66H56ZM184 65H185V64H184ZM184 65H183V68H184ZM192 65H193V64H192ZM210 65H211V64H210ZM214 65H216V64H214ZM177 66H178V65H177ZM219 66L221 67V64H220ZM263 66H264V65H263ZM48 67H49V66H48ZM51 67H53V69L55 68L54 65H53V66L50 65V68H51ZM127 67H128V66H127ZM134 67H135V66H134ZM134 67L132 68V72H133V70H135ZM185 67H187V66L185 65ZM202 67H203V66H202ZM206 67H207V66H206ZM135 68H136V67H135ZM173 68L171 69V72H173V71L176 70V69L173 70ZM183 68H182V69H180V68L178 69V68H177V69H178L179 71H180V70L182 71ZM55 69H57V68H55ZM184 69H185V68H184ZM262 69H263V67H262ZM46 70H49V69L47 68ZM67 70L69 71V69H67ZM136 70H137V69H136ZM136 70L134 71V73L136 72ZM206 70H208V69H206ZM218 70H219V69H218ZM218 70H217V71H218ZM54 71H55V70H54ZM73 71H74V70H73ZM169 71H170V70H169ZM183 71H184V70H183ZM185 71H186V70H185ZM259 71H260V70H259ZM44 72H47V71H44ZM63 72H64V73H63V74L61 73L62 75H60V76H62V78L65 76L64 74H66V73H65L66 70L63 71ZM76 72H79V71H78V70L75 71V72H74L75 75H76ZM171 72L168 73V74H169V77L171 76V75H170ZM210 72H211V71H210ZM134 73H133V74H134ZM176 73H177V71L175 72V75H177V77H179L178 74H176ZM178 73L181 74L182 72H178ZM261 73H262V72H261ZM261 73H260V75H261ZM43 74H44V73H43ZM68 74H69V73H68ZM168 74H167V75H168ZM172 74H173V73H172ZM217 74H218V73H217ZM66 75H67V74H66ZM75 75H74V76H75ZM80 75H81V74H80ZM201 75H202V74H201ZM203 75H205V73H204ZM206 75H207V74H206ZM72 76H73V75H72ZM208 76H209V75H208ZM215 76H216V75H215ZM257 76H258V75H257ZM42 77H43V76H42ZM80 77H81V76H80ZM172 77H173V75H172ZM172 77H171V78H172ZM175 77H176V76H175ZM194 77H195V75H194ZM194 77H193V78H194ZM196 77H198V76H196ZM203 77H204V76H203ZM263 77H264V76H263ZM173 78H174V77H173ZM179 78H180V77H179ZM188 78H189V77H188ZM188 78H187V80H186V77H185L184 79H185L186 81H190V80H188ZM193 78L191 77L190 79L194 80ZM207 78H208V77H207ZM41 79H42V78H41ZM74 79H75V78H74ZM75 80H76V79H75ZM182 80H183V79H182ZM185 80H184V81H185ZM206 80H207V79H206ZM209 80H210V79H209ZM262 80H263V79H262ZM178 81H179V80H178ZM213 81H214V80H213ZM47 82H48V81H47ZM201 82H202V81H201ZM43 83H44V82H43ZM54 83H55V82H54ZM122 83H123V82H122ZM181 83H184V82L182 81ZM188 83H190V82H188ZM188 83H187V84H188ZM45 84H46V83H45ZM50 84H51V83H50ZM59 84H60V83L58 82V85H59ZM185 84H186V82H185ZM41 85H42V82H41ZM48 85H49V84H48ZM56 85H57V84H56ZM58 85H57V86H58ZM123 85H124V84H123ZM189 85H191V84H189ZM207 85H208V84H207ZM207 85H206L205 87H207ZM50 86H52V85H50ZM50 86H49V88H50ZM182 86H183V85H182ZM184 86H186V85H184ZM184 86H183V87H184ZM41 87L43 88V85L40 86L39 88L41 89ZM45 87L48 89V87H47L46 85H45ZM45 87H44V88H45ZM52 87L56 89L55 86H52ZM127 87H128V86H127ZM8 88H9V87H8ZM8 88H6V90H7ZM39 88H38V89H39ZM46 88H45V89H46ZM53 88H52V89H53ZM57 88H58V87H57ZM59 88H60V87H59ZM59 88H58V89H59ZM190 88H191V87H190ZM9 89H10V88H9ZM9 89H8V90H9ZM58 89H56L55 91H54V89H53V93H57V92H58ZM185 89H186V87H185ZM185 89H184V91H187V90H185ZM205 89H206V88H205ZM6 90H5V91H6ZM41 90H42V89H41ZM59 90H60V89H59ZM124 90H125V96H126V95H129L128 93H126V89H124ZM43 91H44V90H43ZM49 91H50V90H49ZM49 91H48L47 93H48V94L50 93V95H51L52 92H49ZM56 91H57V92H56ZM190 91H191V89H190ZM7 92H8V91H7ZM157 92H158V91H157ZM243 92H244V91H243ZM8 93L10 94V91H9ZM8 93H7V94H8ZM41 93H42V91H41ZM58 93H59V92H58ZM123 93H124V92H123ZM3 94H4V92H3ZM242 94H243V93H242ZM244 94H245V93H244ZM244 94H243V95H244ZM121 95H122V94H121ZM190 95H193V94H192V91L189 92V99H190ZM2 96L4 97V95H2ZM5 96H6V95H5ZM42 96H43V95H42ZM46 96H47V95H46ZM48 96H49V95H48ZM62 96H63V95H62ZM123 96H124V94H123ZM158 96H159V95H158ZM98 97H99V95H98ZM192 97H194V96H192ZM192 97H191V98H192ZM1 98H2V97H1ZM6 98H7V97H6ZM59 98H60V97H59ZM100 98H102V97H100ZM100 98H99V100H100ZM3 99H4V98H3ZM43 99H44V98H43ZM126 99H127V98H126ZM155 99H156V98H155ZM157 99L159 100L160 98L158 97ZM189 99H188V100H189ZM59 100H60L59 103L61 104V103H62L61 101H62L63 99L60 98ZM93 100H94V99H93ZM144 100H145V98H143V101H144ZM160 100H161V99H160ZM160 100H159V101H160ZM63 101H64V100H63ZM97 101H98V100H97ZM114 101H115V100H114ZM143 101H142V102L140 101L141 104H143ZM156 101H157V100H156ZM0 102H1V101H0ZM2 102H3V100H2ZM100 102H101V101H100ZM115 102H116V101H115ZM140 102H139V103H140ZM170 102H171V101H170ZM3 103H4V102H3ZM30 103H32V102L30 101ZM65 103H66V102H64V104H65ZM95 103H96V102H95ZM137 103H138V102H137ZM144 103H147V101L144 102ZM148 103H149V102H148ZM153 103L156 104V102H152V107H153ZM158 103H159V102H158ZM158 103H157V104H158ZM160 103H161V104H165L166 102H165V103L160 102ZM184 103H185V102H184ZM187 103H188V102H187ZM191 103H192V101H191ZM26 104H28V103H26ZM36 104H37V103H36ZM64 104H63V105H64ZM91 104H92V103H91ZM99 104H100V103H99ZM113 104H114V103H113ZM141 104H136V105H138V106L140 105L141 107H143ZM161 104H160V105H161ZM166 104H167V103H166ZM169 104H171V103H169ZM169 104H167V105H168V106H167L168 108L171 106V105L169 106ZM176 104H177V103H176ZM189 104H190V103H189ZM189 104H187V105H188V108H189ZM192 104H193V103H192ZM0 105L2 106V104H0ZM4 105H5V104H4ZM92 105H93V104H92ZM94 105H95V104H94ZM94 105H93V106H94ZM145 105H146V104H145ZM150 105H151V104H150ZM158 105H159V104H158ZM160 105H159V106H160ZM183 105H186V103H185V104H182V108L184 109L186 106L183 107ZM23 106H24V105H23ZM29 106H30V105H29ZM58 106H60V105H57V108H58ZM64 106H65V105H64ZM66 106H67V105H66ZM93 106H91V107H93ZM95 106H96V105H95ZM138 106H136V107H137L136 109H139V110H140L141 107L138 108ZM190 106H191V105H190ZM21 107H22V106H21ZM21 107H19L18 110L21 111V110H22V109H20ZM26 107H28V106H26ZM62 107H63V106H62ZM112 107H114V106H112ZM115 107H116V105H115ZM144 107H147V106H144ZM157 107H158V106H157ZM167 107L165 106V109H163V110L165 111ZM172 107H173V106H172ZM175 107H176V106H175ZM212 107H214V106H212ZM239 107H240V106H239ZM239 107H237V108H239ZM31 108H32V109H33V108L35 109V108H36V105H35V107L32 106ZM54 108H56V107L54 106ZM63 108H64V107H63ZM149 108H150V106H149ZM154 108H155V107L150 108V110H151V109L154 110ZM158 108H159V109H160V108H163V106H162V107H158ZM168 108H167V109H168ZM177 108H178V106H177ZM180 108H181V106L179 107V109H180ZM182 108H181V109H182ZM205 108H206V107H205ZM237 108H236V109H237ZM243 108H244V107H243ZM0 109L4 110L3 108H0ZM24 109H25V106H24ZM24 109H23V110H24ZM27 109H28V108H26L25 110L28 112ZM29 109H30V108H29ZM49 109H50V108H49ZM91 109H92V108H91ZM170 109H173V108L170 107ZM170 109H169V110H170ZM179 109H178V110H179ZM186 109H187V108H186ZM192 109H193V108H192ZM206 109H207V108H206ZM213 109H214V108H213ZM240 109H241V107H240ZM240 109H238L239 111H238V110H237V111L240 112ZM2 110H1V111H2ZM30 110H31V109H30ZM52 110H53V108H52ZM57 110H58V109H56V111H57ZM60 110H61V107H60ZM134 110H135V108H134ZM160 110H161V109H160ZM169 110H166V112H164V113H167V111H169ZM173 110H174V109H173ZM187 110H188V109H187ZM187 110H186V111H187ZM190 110H191V109H190ZM214 110H216V109H214ZM214 110H213V112H214ZM26 111H25V112H26ZM58 111H59V110H58ZM179 111H180V110H179ZM179 111H178V112H179ZM184 111H185V110H184ZM186 111L184 112V113H185L184 115H186V113H187ZM241 111H245V109H244V110L241 109ZM3 112H4V111H3ZM22 112H24V111H21V113H22ZM133 112H136V116L139 115V114L137 115L138 110L133 111ZM159 112H160V111H159ZM176 112H177V111L175 110V113H176ZM191 112H192V110H191ZM210 112H211V111H210ZM21 113H20V114H21ZM48 113L51 114V116H53V115H52L53 112H48ZM54 113H55V112H54ZM168 113H169V112H168ZM180 113H181V111L179 112V114H180ZM215 113H216V112H215ZM16 114H17V113H16ZM23 114H24V113H23ZM23 114H21V115H23ZM134 114H135V113H134ZM182 114H183V113H182ZM236 114H238V113H236ZM2 115H4V114H2ZM17 115H18V114H17ZM21 115H20V116H21ZM176 115L178 116V113H177ZM184 115H183V116H184ZM187 115H188V114H187ZM187 115H186V116H187ZM192 115H193V114H192ZM0 116H1V114H0ZM140 116H142V115H140ZM177 116H176V117H177ZM179 116H180V115H179ZM210 116H211V115H210ZM1 117H2V116H1ZM132 117H133V118H136L135 115H133ZM181 117H182V115H181ZM184 117H185V116H184ZM204 117H205V115H204ZM206 117H207V116H206ZM138 118H139V116H138ZM142 118H143V116H142ZM185 118H186V117H185ZM0 119H1V118H0ZM2 119L4 120L5 118H2ZM2 119H1V120H2ZM77 119H78V118H77ZM101 119L106 120L104 117H103V118H100V120H101ZM140 119H141V118H140ZM140 119H139V120H140ZM177 119H178V121H179V118H177ZM205 119H206V118H205ZM11 120H12V119H11ZM11 120L9 119L8 122H10ZM78 120H79V119H78ZM78 120H77L76 122H78ZM131 120H132V119H131ZM131 120H130V121H131ZM139 120H137V121H139ZM183 120H185V119L183 118ZM206 120H207V119H206ZM5 121H6V120H5ZM74 121H75V120H74ZM133 121L136 122L135 119H133L132 122H133ZM76 122H75V124H76ZM134 122H133V123H134ZM141 122H143L142 119H141ZM180 122H182V121H180ZM206 122H207V121H205L203 124L205 125ZM1 123H3V122L1 121ZM4 123H5V122H4ZM11 123H12V121H11ZM73 123H74V122H73ZM100 123H101V122H100ZM103 123H105V121H104ZM139 123H140V122H139ZM139 123H137V125H138ZM183 123H184V122H183ZM9 124H10V123L7 124V127H8ZM105 124H106V123H105ZM129 124H130V123H129ZM131 124H132V123H131ZM208 124H209V123H208ZM3 125H4V124H3ZM3 125H1V126H3ZM10 125H11V124H10ZM10 125H9V126H10ZM31 125H32V124H31ZM132 125H133V124H132ZM141 125H142V124H141ZM141 125H139V126L141 127ZM1 126H0V127H1ZM5 126H6V124H5ZM100 126H101V124L99 125V127H100ZM135 126H136V124H135ZM165 126H166V125H165ZM185 126H187V125L185 124ZM205 126H206V125H205ZM3 127H4V126H3ZM7 127H6V128H7ZM49 127H50V126H49ZM65 127H67V126H65ZM68 127L70 128V127H74V126H70V125H69ZM99 127L97 126L98 129H99ZM101 127L105 128L106 125H105V127H104L103 124H102ZM131 127H132V126H131ZM136 127H138V126H136ZM136 127H135V128L132 127V128H133L134 130H135V129L137 130L138 128H136ZM166 127H167V126H166ZM182 127H183V126H182ZM187 127H188V126H187ZM201 127H202V125H201ZM106 128H107V127H106ZM145 128H146V127H145ZM203 128H204V127H203ZM203 128H202V129H203ZM27 129H28V128H27ZM63 129H64V128H63ZM71 129L73 130V128H71ZM88 129H90V128H88ZM100 129H101V128H100ZM146 129H147V128H146ZM153 129H154V128H153ZM155 129H156V128H155ZM166 129H167V131L170 130V128H166ZM166 129H165V127H164V131H166ZM168 129H169V130H168ZM179 129H180V128H179ZM179 129H177V131H178ZM182 129H183V128H182ZM182 129H181V130H182ZM67 130H68V128H67ZM184 130H185V129H184ZM31 131H32V130H31ZM70 131H71V130H70ZM86 131H87V130H86ZM90 131H91V129H90ZM92 131H93V130H92ZM92 131H91L90 134H92ZM95 131H96V130H95ZM95 131H94V132H95ZM99 131H100V130H99ZM99 131L97 130V132H99ZM103 131L105 132V130H103ZM146 131L148 132V129H147ZM151 131H152V130L150 129L149 133H150ZM164 131H163V132H164ZM177 131H176V132H177ZM179 131H180V130H179ZM19 132H20V131H19ZM67 132H68V131H67ZM71 132H72V131H71ZM71 132H70V133L68 132V135L71 134ZM94 132H93V133H94ZM134 132H135V131H134ZM134 132H131V133H133L134 135H136ZM152 132H153V131H152ZM163 132H162V133H163ZM170 132H171V131H170ZM21 133H22V132H21ZM27 133H28V132H27ZM31 133H33V132H31ZM63 133H64V132H63ZM63 133H62V134H63ZM86 133H88V131H87ZM95 133H96V132H95ZM99 133H101V132H99ZM99 133L96 134V135H99V136H97V138H98V137L100 138V134H99ZM129 133H130V132H129ZM131 133H130V134H131ZM145 133H146V132H145ZM149 133H147L148 135H147V134H146V135L149 136ZM162 133H161V134H162ZM165 133H166V132H165ZM177 133H178V132H177ZM183 133H184V132H183ZM183 133H182V134H183ZM15 134L17 135L16 132H15ZM18 134H19V133H18ZM23 134H24V133H23ZM23 134H22V135H23ZM90 134L88 133V135H90ZM153 134H154V135L156 134V131H155V130H154V133H153ZM166 134H167V133H166ZM19 135H21V134H19ZM34 135H35V134H34ZM34 135H33V137H34ZM64 135H66V134H64ZM96 135L93 136V137H94V140H96V139H95ZM101 135H102V134H101ZM117 135H118V132L116 133V135L114 134L115 137H116ZM119 135L121 136L120 133H119ZM119 135H118V137H120ZM127 135H128V134H126V136H127ZM154 135H153V137H154ZM157 135H158V134H157ZM17 136H18V135H17ZM27 136H29V134H28ZM30 136H31V135H30ZM30 136H29V138H31ZM35 136H36V135H35ZM66 136H67V135H66ZM83 136H84V134H83ZM102 136H103V135H102ZM123 136H124V135H123ZM147 136H146V137H147ZM150 136H151V135H150ZM155 136H156V135H155ZM158 136H159V135H158ZM158 136H156V137H158ZM160 136H161V135H160ZM224 136H225V134H224ZM25 137H26V136H25ZM25 137H24V138H25ZM93 137H92L91 140L89 139V137H87V138L89 139V142H90V141L92 142ZM118 137H117V139H116V138H115V139L118 140ZM128 137L131 138V137H133V135H128ZM156 137H154V139H155ZM164 137H165V135H164ZM164 137H163V139L165 140ZM181 137H182V135H181ZM24 138H23L22 140H24ZM35 138H36V137H35ZM68 138H69V137H66L67 140H68ZM99 138H98V139H99ZM121 138H123V137H121ZM130 138H129V139H130ZM16 139H18V138H16ZM25 139H26V138H25ZM64 139H65V138H64ZM64 139H63V140H64ZM66 139H65V140H66ZM83 139H85L84 141H86V138H85V137H84ZM111 139H112V141H113V138H111ZM124 139H125V138H124ZM127 139H128V138H127ZM157 139H158V138H157ZM159 139L161 140V139H162V136H161ZM181 139H182V138H181ZM181 139H180V140H181ZM235 139H236V138L231 139V141L234 140V142H235ZM18 140H19V139H18ZM22 140H20V141H22ZM27 140H29V139H27ZM30 140H32V139H30ZM35 140H37V139H35ZM69 140H71V139H69ZM130 140H131V139H130ZM130 140H129V142H130ZM150 140H152V137H150ZM164 140H162V141H164ZM177 140L180 141L178 138H177ZM213 140H214V139H213ZM237 140H238V139H237ZM237 140H236V142H238ZM13 141H14V140H13ZM25 141H26V140H25ZM25 141H24V142H25ZM59 141H61V140H59ZM72 141H73V139H72ZM75 141H76V140H75ZM97 141H98V140H97ZM97 141H96V142H97ZM110 141H111V140H110ZM127 141H128V140H127ZM133 141H134V140H133ZM162 141H161V143L163 144L164 142H162ZM178 141H177V142H178ZM181 141H183V140H181ZM217 141H218V140H217ZM222 141H223V140H222ZM24 142H23V145L20 144L21 142H20V143L18 142V143L21 145L20 148H23L22 146H24ZM29 142H30V141H29ZM29 142H28V143H29ZM32 142H33V140H32ZM32 142H31V143H32ZM61 142H62V141H61ZM61 142H60V143H61ZM66 142H67V141H66ZM91 142H90L89 144H91ZM93 142H94V141H93ZM96 142H95V143H96ZM117 142H118V141H117ZM117 142L115 141V143H117ZM119 142H120V141H119ZM122 142H123V140H122ZM122 142H121L122 146L127 145V144H124V143H122ZM129 142H128V143H129ZM131 142H132V141H131ZM131 142H130V143H131ZM149 142H150V141H149ZM151 142H155V141L153 140V141H151ZM215 142H216V141H215ZM224 142H225V141H224ZM226 142H227V141H226ZM234 142H233V144H234ZM5 143H6V142H5ZM18 143L15 144V141L13 142V144H15L14 146H15L16 148L19 149V147H17ZM60 143H59V146H60ZM63 143H64V142H63ZM85 143H86V142H85ZM95 143H93L94 146L97 145V144H95ZM110 143H111V142H109V144H110ZM115 143L113 142L112 144H115ZM125 143H126V141H125ZM158 143H159V142H158ZM158 143H157V144H158ZM179 143H180V142H179ZM216 143H217V142H216ZM216 143H214V145H215ZM228 143H229V142H228ZM228 143H226V144H228ZM13 144H11V145L13 146ZM29 144H30V143H29ZM68 144H69V143H68ZM89 144H88V145H89ZM121 144H118V145H121ZM162 144H161V145H162ZM176 144H177V143H176ZM221 144H222V143H221ZM229 144H230V143H229ZM238 144H239V143H238ZM11 145H9V146H11ZM20 145H18V146H20ZM64 145H67V144H64ZM73 145H74V143H73ZM73 145L70 144V145H68V147L70 148V147L72 146V147H75V148H76V146H75V145L73 146ZM86 145H87V143H86ZM93 145H92V146H93ZM115 145H116V144H115ZM154 145H155V144H154ZM158 145H159V144H158ZM217 145H219V144H217ZM235 145H236V144H235ZM26 146H28V145H27V141L25 142V146H24V147H26ZM111 146H112V148L114 147V145H111ZM111 146L109 147V145H108L109 148H111ZM122 146H121V148L124 149V147H122ZM129 146H131V144L125 146V149H126L127 147H129ZM175 146H176V145H175ZM215 146H216V145H215ZM221 146H223V145H219V147H221ZM230 146H231V145H230ZM230 146H229V147H230ZM3 147H4V146H3ZM5 147H6V146H5ZM55 147H56V146H55ZM64 147L67 148V146H64ZM90 147H91V145H90ZM115 147H116V148H120V147H117V146H115ZM131 147H132V146H131ZM156 147H157V146H156ZM159 147H160V149H161V146H159ZM213 147H214V146H213ZM213 147H212V148H213ZM216 147H218V146H216ZM216 147H215V148H216ZM219 147H218V148H219ZM224 147H225V146H224ZM10 148L12 149V147H9V149H10ZM87 148H89V146L86 147V149H87ZM109 148H107V149L104 148L103 150H105V151L107 152V150H108ZM112 148H111V151H112ZM154 148H155V146H154ZM157 148H158V147H157ZM163 148H164V145H163ZM175 148H176V147H175ZM215 148L212 149L213 152H214V149H215ZM222 148H223V147H221V149H222ZM240 148H241V146H240ZM240 148H237V152H238V149H240ZM13 149H15V148H13ZM23 149H24V148H23ZM54 149L56 150V148H54ZM57 149H58V146H57ZM59 149H60V152H61V150H62L63 148H62V149L59 148ZM71 149H74V148H71ZM71 149H70V150H71ZM90 149H91V148H90ZM92 149H93V148H92ZM125 149H124V150H125ZM131 149H132V148H131ZM173 149H174V148H173ZM216 149H217V148H216ZM229 149H230V151L228 150L229 152L225 155V157L227 156V158H229V157H228V154H229L230 152H231V153H230L231 155H232V154H236V153H232V151L234 150V146L230 147ZM2 150H4V148H2ZM6 150H8V149L6 148ZM63 150H64V149H63ZM70 150H69V151H70ZM75 150H76V149H75ZM97 150H98V149H97ZM97 150H96V151H97ZM103 150H102V151H103ZM124 150H123V151H124ZM135 150H136V149H135ZM156 150H157V149H156ZM158 150H159V149H158ZM158 150H157V151H154V152L157 153ZM167 150H168V149H167ZM21 151H22V150H21ZM57 151H59V150L54 151L52 155H54L55 152H57ZM64 151H65V150H64ZM83 151H84V149H83ZM90 151H91V150H90ZM92 151H93V150H92ZM100 151H101V149H100ZM105 151H104V153H105ZM115 151H116V153L118 152L116 149H115ZM130 151H131V150L129 149V152H130ZM159 151H160V150H159ZM165 151H166V150H165ZM174 151H175V150H174ZM206 151H207V150H206ZM215 151H216V150H215ZM226 151H227V150H226ZM1 152H2V151H1ZM8 152H11V151L8 150ZM8 152H7V153H6V152H2V153H6V155H5V158H4V156L1 157V158H4L3 160L0 158V159H1L0 162L2 161L1 164H0V173H2V172H1V171H2V168H3V166H4L5 164L7 165V162H8V161H9V163H10L11 160L13 161L14 159H16V160L13 161L14 163L11 161V162L13 163L12 168H14V169L17 168L19 165H20V166H19L18 168L20 169L23 165L27 164V162H26L25 164H23V162L26 161V159H24L23 156H22V158H23L24 161L22 160V164H20L19 159H17V156L15 155L16 152L14 153V150H13V152H11L10 154H8ZM22 152L24 153V152H26V151L23 150ZM72 152H73V151H72ZM88 152H89V151H88ZM88 152H87V153H88ZM97 152H98V151H97ZM97 152H96V153H97ZM133 152H134V151H133ZM133 152H132V153H133ZM162 152H163V151H162ZM172 152H173V151H171V153H172ZM211 152H212V151H211ZM213 152H212V153H213ZM216 152H217V151H216ZM234 152H236V151L234 150ZM23 153H21V155H24ZM58 153H59V152H58ZM58 153H57V154H58ZM63 153H64V152H63ZM68 153H70V152H68ZM84 153H86V151H84ZM130 153H131V152H130ZM136 153H137V152H136ZM136 153H135V155H136ZM163 153H164V152H163ZM169 153H170V151L168 152V154H169ZM171 153H170V155L173 154V153H172V154H171ZM212 153H211V155H212ZM7 154H8V156H7ZM61 154H62V153H59V155H61ZM64 154H65V153H64ZM64 154H63V155H64ZM97 154H99V155L101 154V155H102L101 152H100V153H97ZM97 154H96V155H97ZM108 154H109V153H108ZM111 154H113V151H112ZM119 154H120V150H119ZM133 154H134V153H133ZM137 154H139V153H137ZM152 154H153V152H152ZM152 154H151V155H152ZM160 154H161V152H160ZM165 154H166V153H165ZM168 154H167V155H168ZM203 154L205 155L206 152L203 153ZM208 154H210V150H209ZM2 155H3V154H2ZM17 155H20V154H17ZM83 155H85V154L82 153V156H83ZM88 155H89V153H88ZM99 155H98V157H96L97 159H99V157H101V156H99ZM113 155H115V153H114ZM113 155H112V156H113ZM154 155H155V154H154ZM154 155H153L152 158H155L156 156H159V154H157L156 156H154ZM204 155H203V157H204V159H205V157H206L207 155H206V156H204ZM213 155H214V154H213ZM218 155H219V154H218ZM218 155H217V156H218ZM221 155H222V154H221ZM0 156H1V155H0ZM14 156H16V158H14ZM55 156H56V154H55ZM105 156H106V155L104 154V158H105ZM116 156H118V153L116 154ZM116 156H114V158H115ZM130 156H131V155H130ZM130 156H129V157H130ZM208 156L210 157V155H208ZM208 156H207V157H208ZM217 156H215V158H217ZM219 156H220V155H219ZM20 157H21V156H20ZM24 157L26 158L27 155L24 156ZM52 157H53V156H52ZM59 157L61 158V156H59ZM66 157H67V156H66ZM68 157H69V154H68ZM107 157H109V156H107ZM107 157H106V158H107ZM127 157H128V155H127ZM127 157H126V158H127ZM170 157H171V156H170ZM170 157H168L167 160H169ZM212 157H214V156H212ZM222 157H224V155H223ZM225 157H224L223 159H225ZM27 158H28V157H27ZM49 158H50V156H49ZM49 158H48V159H49ZM62 158H64V157H62ZM70 158H71V157H70ZM106 158H105V159H106ZM110 158H111V157H110ZM117 158H118V157H117ZM117 158H115L114 161H110L108 164H112L111 162H114V163L116 162V165H115V166L117 167V161H116ZM136 158H137V157L135 156V159H136ZM138 158H139V156H138ZM158 158H159V157H158ZM218 158H219V157H218ZM46 159H47V158H46ZM66 159H67V158H66ZM87 159H88V158H87ZM87 159H86V161H87ZM94 159H95V157L93 158L92 161H94ZM97 159H96V160H97ZM130 159L133 161L132 156H131V158H129V160H130ZM56 160H57V158H56ZM56 160H54V163H55ZM83 160H85V159L83 158ZM101 160H103V159H101ZM112 160H113V158H112ZM117 160H118V159H117ZM129 160H128V158H127L126 162L128 161V163H129ZM213 160H214V159H212L211 161H213ZM215 160H216V159H215ZM218 160H219V159H218ZM218 160H217V161H218ZM220 160H221V158H220ZM47 161H48V160H47ZM65 161L67 162V164H70V163H68L67 160H64V162H65ZM97 161H99V160H97ZM97 161H96V163H98ZM155 161H157V160H155ZM155 161H154V163H155ZM181 161H182V160H181ZM181 161H180V162H181ZM187 161H188V160L185 159L183 162L186 163ZM205 161H206V160L203 161V158H202V162H205ZM211 161H210V162H211ZM222 161H223V160H222ZM222 161H221V163H222ZM66 162L64 163L65 165H66ZM94 162H95V161H94ZM99 162H101V161H99ZM106 162H107V160H106ZM126 162H124L123 165H124ZM149 162H150V161H149ZM183 162H181V163L183 164ZM202 162H201V163H202ZM210 162H209V163H210ZM214 162H215V161H214ZM9 163H8V165H10ZM12 163H11V165H12ZM130 163H131V161H130ZM132 163H134V162H132ZM205 163L207 164V162H205ZM59 164L61 165V163H59ZM92 164H94V163H92ZM92 164H91L90 168L93 167ZM98 164H99V163H98ZM98 164L95 165V167H96V166H99L101 163H100L99 165H98ZM104 164H105V162H104ZM118 164H119V163H118ZM179 164H180V163H179ZM182 164H180V165L182 166ZM189 164H190V163L187 162L186 167H188ZM202 164H203V163H202ZM202 164H201V167H203V168L209 166V164H207L206 166H203L204 164H203V165H202ZM211 164L214 165L213 162H211ZM215 164H216V162H215ZM217 164H220V162L218 161ZM217 164H216V165H217ZM6 165H5V166H6ZM8 165H7V166H8ZM32 165H33V164H32ZM50 165H51L52 167H55V166H53V164L49 163V167H50ZM54 165H55V164H54ZM57 165H58V163H57ZM62 165H63V164H62ZM65 165H64V166H65ZM123 165H121V167H123ZM126 165H127V164H126ZM129 165H131V164H129ZM129 165L126 166V167H125V165H124L125 170H124V167H123L122 171H126V168H127V167H130ZM216 165H215V166H216ZM25 166H26V165H25ZM25 166H24V168H26ZM44 166H45V165H44ZM69 166H70V165H69ZM132 166H133V165H131V167H132ZM149 166H151V164H150ZM211 166H212V165H210V167H211ZM215 166H213V167L215 168ZM34 167H35V166L33 165V168L31 167L30 170L32 171V169H34ZM52 167H51V172L53 173V171H52ZM66 167H68V165H67ZM116 167H115L114 171L116 170ZM183 167H185L184 164H183ZM186 167H185V168H186ZM190 167H191V166H190ZM190 167H188V169H189ZM9 168H10V167H9ZM9 168H8V169H9ZM12 168H11V169H12ZM45 168H46V167H45ZM58 168H59V165H58L56 170H59V169L62 168V167H60L59 169H58ZM208 168H209V167H208ZM19 169H18V170H19ZM64 169H65V167H64ZM92 169H93V168H92ZM97 169H98V168H97ZM97 169H96V170H97ZM101 169H103L102 166L100 167L99 170H101ZM111 169H113V167L110 168L109 171H111ZM127 169H128V170H129V169L132 170L131 168H127ZM182 169H183V168H182ZM3 170H4V169H3ZM6 170H7V169H6ZM18 170H17V171H18ZM20 170H21V169H20ZM48 170H49V169H47V171H48ZM53 170H55V169H53ZM87 170H88V168H87ZM89 170H90V169H89ZM93 170H94V169H93ZM99 170H98V171H95V170H94V171H95V172H99L98 174H102L103 172H101V171H99ZM128 170H127V171H128ZM186 170H187V169H186ZM204 170H205V169H204ZM204 170H201V171H204ZM206 170H207V168H206ZM206 170H205V171H206ZM209 170H210V169H209ZM212 170H213V169H212ZM9 171H10V170H9ZM15 171H16V170H15ZM33 171H34V170H33ZM33 171H32V173H33ZM35 171H36V170H35ZM59 171H60V170H59ZM114 171H111V172H113L112 175L116 172V171H115V172H114ZM187 171H188V170H187ZM4 172H5V171H4ZM13 172H14V170H13ZM19 172H20V171H18V173H19ZM29 172H30V171H29ZM48 172H49V171H48ZM54 172H55V171H54ZM62 172H64V171H62ZM62 172H58V173L60 174V173H62ZM77 172H79V170H77ZM90 172H91V170H90ZM90 172H88V173L90 174ZM100 172H101V173H100ZM130 172H131V171H129V173H128V172H127V173L130 175ZM184 172H185V171H184ZM210 172H211V170L209 171V174H210ZM251 172L254 173V171H251ZM5 173H7V172H5ZM9 173H10V172H9ZM18 173L15 172L14 174H18ZM36 173H37V172H35L34 174H36ZM46 173H47V172H46ZM58 173H57V174H58ZM85 173H86V170H85ZM116 173H117V172H116ZM116 173H115V174H116ZM124 173H125V172H124ZM255 173H256V170H255ZM10 174H12V173H10ZM10 174H9V175H10ZM14 174H12V175L14 176ZM27 174H28V173H27ZM27 174H26V176H27ZM30 174H31V172H30ZM50 174H51V173H50ZM53 174H54V173H53ZM59 174H58V176H59ZM80 174H81V176H84V175H85L84 173H83V175H82V173H80ZM86 174H87V173H86ZM92 174H93V173H92ZM110 174H111V173H110ZM115 174H114V175H115ZM122 174H123V173H122ZM128 174H127V176H128ZM201 174L203 175V172H201ZM201 174H200V175H201ZM205 174H206V172H205ZM28 175H29V174H28ZM42 175H43V174H42ZM51 175H52V174H51ZM60 175H61V174H60ZM77 175L79 176V174H77ZM87 175H88V174H87ZM117 175H118V174H117ZM117 175H116V176H117ZM125 175H126V174H125ZM163 175H164V174H163ZM200 175L198 176L199 178H200ZM202 175H201V176H202ZM249 175H250V174H249ZM2 176L7 177V176H5V174L2 175ZM2 176H1V177H2ZM16 176H19V175H16ZM37 176H38V175H37ZM37 176H35V177H37ZM48 176H49V175H48ZM65 176H66V175H65ZM70 176H71V175H70ZM85 176H86V175H85ZM85 176H84V177H85ZM89 176H90V175H89ZM89 176H88V177H89ZM98 176L101 177V175H98ZM107 176H108V175H107ZM109 176H110V175H109ZM116 176H115V178H118L119 176H122V175H121V173H120V175H119L118 177H116ZM169 176H170V175H169ZM252 176H255V174H253ZM9 177L11 178V176H9ZM32 177H33V176H29V179H31ZM51 177H52V176H51ZM59 177H60V176H59ZM59 177H58V178H59ZM66 177H67V176H66ZM84 177H82V178H84ZM91 177H92V176H91ZM111 177H112V176H111ZM123 177H125V176H123ZM163 177H164V176H163ZM202 177H203V176H202ZM247 177H249V176H247ZM255 177H256V176H255ZM7 178H8V177H7ZM44 178H46V176H45ZM67 178H68V177H67ZM80 178H81V177H80ZM82 178H81V180H82ZM92 178H93V177H92ZM92 178H91V180H92ZM94 178H97V177H94ZM94 178H93V179H94ZM115 178H114V179H115ZM168 178H169V177L166 176V180H168L167 183L169 182V179H170V178H169V179H168ZM203 178H204V177H203ZM203 178H202V180H203ZM251 178H253V177H251ZM3 179H4V178H3ZM12 179H13V177H12ZM15 179H16V178H14V180H15ZM38 179H42V178H38ZM47 179H48V178H47ZM51 179H52V178H50L49 180H51ZM54 179H55V178H54ZM85 179H86V178H85ZM89 179H90V178H89ZM89 179H88V180H89ZM100 179H101V178H100ZM110 179H111V178H110ZM120 179H121V177H120ZM120 179L118 178V180H120ZM200 179H201V178H200ZM200 179H198L199 181H197V182H200ZM34 180H35V179H34ZM49 180H48V181H49ZM52 180H53V179H52ZM52 180H51V181H52ZM64 180H65V179H64ZM64 180H63V181H64ZM81 180H80V182H81ZM86 180H87V179H86ZM95 180H96V179H95ZM115 180L118 181L117 179H115ZM123 180H124V179H123ZM123 180H122V181H119V183L116 182V184H118V186H119V187L117 188L116 192L118 191L119 188H124V187H125V188L128 189L129 186H128V187H126L127 185L124 186V182H123ZM166 180H165V181H166ZM196 180H197V179H196ZM248 180H249V178H248ZM253 180H254V179H253ZM0 181H4V180L0 179ZM40 181H43V180H40ZM40 181H39V182H40ZM48 181H47V182H48ZM58 181H59V180H58ZM82 181L84 182V180H82ZM97 181H99V179H97ZM97 181H95L94 183H96ZM101 181H102V180H101ZM101 181H100V182H101ZM110 181H111V180H110ZM112 181H114V180H112ZM203 181H204V180H203ZM203 181H202V182H203ZM206 181H207V180H206ZM251 181H252V179H251ZM10 182H11V180H10ZM44 182H46V180H44ZM52 182H53V181H52ZM61 182H62V181H61ZM65 182H68V179H66ZM65 182H63L62 184H64ZM78 182H79V180H78ZM85 182H86V181H85ZM89 182H90V181H89ZM106 182H107V181H106ZM106 182H105V183H106ZM108 182H109V180H108ZM108 182H107V184H108ZM127 182H128V181L126 180V183H127ZM194 182L196 183L195 180H194ZM194 182L192 183V184H193V188H194V189H193L194 194H193V192H192V194H193V196H195V195L198 196V194H197V189H198V188H196V185H197L198 183H197L196 185H194V184H195ZM248 182H250V181H248ZM248 182H247V183H248ZM5 183H6V182H5ZM8 183H9V181L6 183V185H5L6 187L8 186V185H7ZM12 183H15V182H13V180H12ZM34 183H35V182H34ZM34 183H33V184H34ZM36 183H37V181H36ZM48 183H50V182H48ZM101 183H102V182H101ZM101 183H100V185H101ZM110 183L112 184L113 182H110ZM114 183H115V182H114ZM250 183H252V182H250ZM10 184H11V183H10ZM51 184H53V183H51ZM59 184H60V182L58 183V185H59ZM78 184H79V183H78ZM80 184H82V185L84 186L83 183H80ZM88 184H89V183H88ZM92 184H93V183H92ZM92 184H91V185H92ZM96 184H99V182H97ZM107 184H106V185H107ZM111 184H110V185H111ZM192 184H191V185H192ZM200 184H202V183H200ZM0 185H3V184H0ZM13 185H14V184H13ZM40 185H41V184H39L38 186L41 188V186H43L44 184L42 183V185H41V186H40ZM56 185H57V183H56ZM93 185H95V184H93ZM93 185H92V186H93ZM100 185H99V186H100ZM108 185H109V184H108ZM108 185H107V186H108ZM110 185H109L108 187H109V188H113L112 186H113L114 184H113L111 187H110ZM129 185H130V183H129ZM163 185H164V187H166V186H165L166 184H163ZM182 185H183V184H182ZM186 185H188V184H186ZM186 185H185V186H186ZM36 186H37V185H36ZM36 186H34V187H36ZM38 186H37V188H38ZM44 186H45V185H44ZM60 186H62V185H60ZM60 186H59V188L61 189ZM64 186H67V184H66V185L64 184ZM75 186H76V189H77V185H75ZM78 186H79V185H78ZM83 186H82V187L79 186L81 190H84V189H85V188L83 189ZM95 186H97V187L95 188ZM95 186H93V187H94L95 189H97V188H98V185H95ZM114 186H115V185H114ZM116 186H117V185H116ZM123 186H124V187H123ZM198 186H199V185H198ZM45 187H46V186H45ZM50 187H51V185H50ZM55 187H57V186H55ZM105 187H106V186H105ZM108 187L106 188V190L109 189ZM160 187H161V186H160ZM164 187H163V188H164ZM187 187H188V186H187ZM187 187H186V188H187ZM1 188H2V186H1ZM1 188H0V189H1ZM4 188H5V187H4ZM10 188H11V186H10ZM51 188H53V187H51ZM94 188H92V189H94ZM125 188H124V189H125ZM163 188H161V189L163 190ZM178 188L180 189L181 186H178ZM183 188H184V187H183ZM199 188H200V187H199ZM201 188H202V186H201ZM210 188H211V187H210ZM11 189H12V188H11ZM35 189H36V188H35ZM35 189L32 187L33 193H34V190H35ZM53 189H54V188H53ZM90 189H91V188H90ZM90 189H89V190H90ZM114 189H116V188H114ZM124 189H122V190H124ZM127 189H126V191L129 192L130 190L128 191ZM129 189H130V187H129ZM179 189H178V191L176 190L178 193H179V191H181V190H179ZM190 189H191V188H190ZM216 189H217V188H216ZM216 189H215V191H216ZM223 189H224V188H223ZM1 190H2V189H1ZM4 190H5V189H4ZM6 190H9V189L6 188ZM38 190H40V192H39V193L36 192V194H37V193H38V194L35 195L36 197H34V198H35V204H36V205H37V204H40L42 201L44 202V200H45L49 195H50V197H51V195H52V194H48L49 191L47 192V190H49V186H48V189H47V187H46V188H42V189H39V188H38ZM50 190H52V189H50ZM78 190H79V188H78ZM104 190H105V189H104ZM120 190H121V189H119V192L122 193V191H120ZM159 190H160V189H159ZM185 190H186V189H185ZM185 190L183 189L182 193H183ZM199 190H200V189H199ZM208 190H209V189H208ZM9 191H11V190H9ZM35 191H37V190H35ZM52 191H53V190H52ZM52 191H50V193H51ZM58 191H59V189H58ZM58 191H55V194H57L56 192H58ZM75 191H76V190H75ZM75 191H74V192H75ZM79 191H80V190H79ZM79 191H76L75 193H77V192H79ZM95 191H96V190H94V192H95ZM114 191H115V190H114ZM124 191H125V190H124ZM124 191H123V192H124ZM126 191L124 192L125 194H127ZM186 191H187V190H186ZM210 191H211V190H210ZM210 191L207 192V196H206V198L209 196L208 193H209ZM220 191H221V190H220ZM222 191H224V190H222ZM222 191H221V193H223ZM61 192H62V191H61ZM80 192H81V191H80ZM80 192H79V194H78L79 196H80ZM92 192H93V190L90 191L89 194H90V193L93 194ZM99 192H100V191H99ZM105 192H108V191H105ZM110 192H111V191L108 192V194H110V195L114 193V192H113V193H112V192L110 193ZM116 192H115V193H116ZM156 192H159V191H158V190L155 191V194H156ZM160 192H161V190H160ZM160 192H159V193H160ZM173 192H174V193H171V195L174 194V195L177 196V194H175V190H174ZM190 192H191V190H190ZM213 192H214V191H213ZM3 193H4V192H3ZM5 193H6V191H5ZM27 193H28V191H27L25 194H26V195H31V193H29V194H27ZM52 193H53V192H52ZM71 193H72V192H71ZM75 193H74V195H75ZM102 193H103V192H102ZM102 193H101V194H102ZM159 193H157V194H159ZM186 193L189 194L188 192H186ZM198 193H199V191H198ZM210 193H211V192H210ZM22 194H24V192H22ZM61 194H62V193H61ZM122 194H123V193H122ZM125 194H124V195H125ZM147 194H148V193H147ZM157 194H156V196H157ZM190 194H191V193H190ZM199 194H200V193H199ZM205 194H206V193H205ZM211 194H212V193H211ZM216 194H217V191H216ZM216 194H214V196H215ZM8 195H9V194H8ZM32 195H33V194H32ZM46 195H47V197H46ZM53 195H54V194H53ZM57 195H58V194H57ZM64 195L66 196V194H64ZM76 195H77V194H76ZM76 195H75V197H76ZM81 195H82V194H81ZM95 195L97 196V194H95ZM106 195H107V194H106ZM106 195L103 194V197H105ZM114 195H115V194H114ZM117 195H118V194L116 193V196H117ZM145 195H146V194H145ZM160 195H162V193H161ZM160 195H158V196L160 197ZM200 195H201V194H200ZM202 195H203V192H202ZM2 196H3V195H2ZM2 196H0V197H2ZM59 196H60V193H59ZM68 196L70 197V194H69ZM72 196H73V195H72ZM89 196L92 197V195H89ZM96 196H95V198H96ZM108 196H109V195H108ZM111 196H112V198L114 197V199H115V196H113V195H111ZM121 196H123V195L120 194V197H121ZM151 196H152V194H151ZM176 196H175V199H177ZM180 196H182V195H180ZM193 196H192V198H193ZM3 197H4V196H3ZM21 197H22V196H21ZM23 197H24V196H23ZM27 197H28V196H27ZM45 197H46V198H45ZM53 197H54V196H53ZM53 197H52V198H53ZM56 197H58V196H56ZM60 197H61V200H62V196H60ZM60 197H59V198H60ZM144 197H146V196H144ZM149 197H150V196H149ZM185 197H186V196H185ZM187 197H188V198H191V196H188V195H187ZM187 197L184 199V196H183V198H181V199H184L185 201H187V200H186ZM198 197L202 198V196H198ZM198 197H197V200H196L195 197H194L195 199H194V198H193V199H190L191 201H188V203H189V202L191 203L192 200H193V201H195V200L198 201ZM6 198H7V197H6ZM17 198H18V197H17ZM25 198H26V197H25ZM44 198H45V199H44ZM59 198H58V199H59ZM64 198H65V197H64ZM67 198H68V197H66V199H65L64 201H67ZM72 198L75 199L74 197H72ZM72 198H71V199H72ZM77 198H78V197H77ZM93 198H94V197H92V199H93ZM107 198H108V197L106 196V200H107ZM112 198H111V201H110V202H113V201H114ZM118 198H119V197H118ZM118 198L116 197V200H118ZM157 198H158V197H156L155 200H156ZM200 198H199V199H200ZM1 199H2V198H1ZM3 199H4V198H3ZM19 199H21V198H19ZM31 199H32V198H31ZM49 199H50V198H49ZM49 199H48V200H49ZM56 199H57V198H56ZM68 199H69V198H68ZM87 199H88V198H87ZM144 199L146 200L147 197L144 198ZM169 199H170L169 202H171V201L173 200V199H172V196H171L170 198H168V200H169ZM179 199H180V198H179ZM181 199H180V202H179V203H181V202L183 201V200H181ZM6 200H7V199H6ZM25 200H28V199H24V201H25ZM52 200H53V199H52ZM106 200L103 199L102 201L104 202V201H106ZM112 200H113V201H112ZM148 200H152V198H151V199L149 198ZM158 200H159V199H158ZM203 200H204V196H203ZM3 201H4V200H3ZM3 201L1 200L2 203H3ZM17 201H18V199L16 200V202H17ZM45 201H46L45 203H48V202H47V199H46ZM49 201L51 202V200H49ZM64 201H63V202H64ZM89 201H90V199H89ZM91 201H92V200H91ZM94 201H95V199H94ZM100 201H101V200H100ZM107 201H108V200H107ZM107 201H106V202H107ZM119 201H120V200H119ZM142 201H143V200H142ZM173 201H174V200H173ZM173 201H172V202H173ZM177 201H178V200H175L176 203H177ZM200 201H201V199H200ZM200 201H199V202H200ZM207 201L210 202V198H208ZM4 202H5V201H4ZM13 202H14V201H13ZM18 202H19V201H18ZM18 202H17V203H18ZM22 202H23V201H22ZM22 202L20 201L19 203L22 204ZM32 202H33V201H32ZM50 202H49V204H50ZM53 202L56 203L57 201L55 202V201L53 200ZM69 202H70V200H69ZM78 202H79V204H82V203H80L81 201L78 200ZM103 202H102V207H103V204H104V205H107V204H105L106 202H105V203H103ZM146 202H147V201H146ZM149 202H150V204H151V201H149ZM155 202H156V201H155ZM172 202H171V203H172ZM175 202H174V203H175ZM201 202H202V201H201ZM203 202H204V204H205V200H204ZM209 202H206V203L208 204ZM14 203H15V202H14ZM14 203H13V204H14ZM54 203H53V204H54ZM57 203H58V202H57ZM66 203H67V202H65V204H66ZM71 203H72V200H71ZM88 203H89V202H87V204H88ZM92 203H93V202H92ZM94 203H96V202H94ZM113 203H114V202H113ZM119 203H120V202H119ZM119 203H118V204H119ZM134 203H135V202H134ZM141 203H142V202H141ZM141 203H140V204H141ZM143 203H144V205H145V201H144ZM147 203H148V202H147ZM153 203H154V202H153ZM162 203H163V201H162ZM174 203H173V204H174ZM176 203H175V204H176ZM183 203H184V202H183ZM183 203H182V204H183ZM190 203H189V205L194 204V203H191V204H190ZM196 203H198V202H196ZM210 203H212V200H211ZM3 204H4V203H3ZM27 204H28V203H27ZM27 204H26V205H27ZM29 204H30V203H29ZM58 204H59V203H58ZM58 204H57V205H58ZM72 204H73V203H72ZM72 204H71V205H72ZM77 204H78V203H77ZM90 204H91V203H90ZM100 204H101V203H99V205H100ZM111 204H112V203H111ZM118 204H117V205H118ZM150 204H148V206H149ZM163 204H164V203H163ZM166 204H167V206H169V207L173 206L172 208H175L174 206H176V205H173V204H172V205H168L169 203H166V202H165L164 205H166ZM207 204H206V205H207ZM212 204H213V203H212ZM41 205H42V204H41ZM44 205H47V204H44ZM59 205H60V206L62 205L61 201H60V204H59ZM63 205H64V204H63ZM63 205H62V206H63ZM71 205H70V206H71ZM88 205H89V204H88ZM91 205H92V204H91ZM91 205H90V206H91ZM109 205H110V203H109ZM112 205H113V204H112ZM117 205H116V207H117ZM119 205H120V204H119ZM119 205H118V207H119ZM131 205H132V204H131ZM137 205H138V203H137ZM152 205H153V204H152ZM152 205H150V206L152 207ZM183 205H186V204H183ZM187 205H188V204H187ZM187 205H186V206H187ZM3 206H6V203H5V205H3ZM21 206H22V205H20V207H21ZM32 206H34V204H33ZM39 206H40V205H39ZM39 206H37V209H38ZM47 206H48V205H47ZM51 206H52V205H51ZM51 206H48V207H51ZM73 206H74V205H73ZM77 206H78V205H77ZM77 206L74 207V208L77 209ZM80 206H81V205H80ZM100 206H101V205H100ZM122 206H123V205H122ZM133 206H135V204H133ZM133 206H132V207H133ZM140 206L142 207V205H140ZM145 206L148 207L147 205H145ZM145 206H143V209H144ZM167 206H163V207H167ZM194 206H195V205H194ZM208 206H209V204H208ZM211 206H212V205H211ZM211 206H210L209 208H211ZM24 207H25V206H24ZM24 207H22V208H24ZM27 207H28V206H27ZM35 207H36V206H35ZM43 207H45V206H43V205H42V207L40 206L41 209H43ZM56 207L58 208V206H56ZM66 207H67V206H66ZM66 207H65V209H66V211H67V208H69V205H68L67 208H66ZM86 207H87V205H86ZM120 207H121V206H120ZM120 207H119V208H120ZM160 207H161V206H160ZM183 207H184V206H183ZM1 208L3 209L2 205H1ZM1 208H0V211H1ZM6 208H7V207H6ZM11 208H13V207H11ZM14 208H15V207H14ZM57 208H56V209H57ZM63 208H64V207H63ZM63 208H62V209H63ZM74 208L71 207V209H73V210H74ZM81 208H82V207H80L79 209H81ZM88 208H89V207H88ZM110 208H111V205H110ZM110 208H107L106 211H108ZM113 208H114V206H113ZM113 208H112V209H113ZM121 208H123V207H121ZM121 208H120V209H121ZM127 208H128V206H127ZM130 208H131V207H130ZM135 208H138V207L135 206ZM135 208H132V210H134ZM158 208H159V207H158ZM158 208H156V211L158 210ZM167 208H168V207H167ZM176 208H178V207H176ZM179 208H181V206H179ZM184 208H186V207H184ZM188 208H189V207H187L186 209H188ZM17 209H18V208H17ZM33 209H34V208H33ZM37 209H36V210H37ZM44 209H45V208H44ZM44 209H43V210H44ZM46 209H47V211H50V209H48V208H46ZM60 209H61V208L59 207L58 210H60ZM86 209H87V208H86ZM89 209H91V207H90ZM114 209H115V208H114ZM123 209H124V208H123ZM128 209H129V208H128ZM128 209H127V211H128ZM154 209H155V208H154ZM203 209H207V207H206V208H202V210H203ZM211 209H212V208H211ZM213 209H214V208H213ZM12 210H13V209H11V210L9 209V211L6 210L5 212H10V211H12ZM20 210H21V209H20ZM36 210H35V211H36ZM73 210H72L71 213H73ZM95 210H96V209H95ZM95 210L93 209V211H95ZM116 210H117V209H116ZM135 210H136V209H135ZM135 210H134V211H135ZM138 210H139V209H138ZM148 210H149V208H148ZM159 210H160V209H159ZM159 210H158V211H159ZM174 210H175V209H174ZM174 210H173V211H174ZM177 210H180V209H176V211H177ZM2 211L4 212V210H2ZM23 211H24V210H23ZM39 211H40V209H39ZM44 211H46V210H44ZM47 211L44 212L45 215L48 213ZM66 211H65V213H66ZM68 211H69V210H68ZM74 211H75V210H74ZM84 211H85V210H84ZM93 211L91 210V214L93 213ZM109 211H110V210H109ZM111 211H112V210H111ZM111 211H110V213H109V212H108V213H109L111 216H114L115 213L112 215V212H113V211H112V212H111ZM119 211H120V210H119ZM134 211H132V212H134ZM141 211H142V209H141ZM170 211H171V210H170ZM187 211H188V210H187ZM204 211H205V210H204ZM204 211H203V212H204ZM207 211H209V209H208ZM207 211H206V212H207ZM211 211H212V210H211ZM5 212H4V213H5ZM12 212H13V211H12ZM18 212H19V209H18L17 213H15V215L18 214ZM24 212H25V211H24ZM24 212H23V213H24ZM28 212H29V211H28ZM31 212H32V211H30L29 214H30ZM50 212H51V211H50ZM55 212H56V211H55ZM62 212H63V210H61L60 214H63ZM75 212H78V211H75ZM79 212H80V211H79ZM82 212H83V211H82ZM86 212L88 213V216H89L90 214H89L88 210H86L85 213H86ZM114 212H115V210H114ZM145 212L147 213V209H146ZM181 212H182V211H181ZM181 212H180V214H181ZM183 212H184V211H183ZM10 213H11V212H10ZM10 213H7V215L10 214ZM21 213H22V212H21ZM42 213H43V212H42ZM56 213H58V212H56ZM65 213H64L63 215H66ZM87 213H86V214H87ZM94 213H95V212H94ZM94 213H93V214H94ZM105 213H106V212H105ZM108 213H107V215H108V217H109V214H108ZM117 213H118V211H117ZM124 213H125V212H124ZM127 213H128V212H127ZM127 213H126L125 216L122 215V217L124 216L125 219H126V217L128 218V215H129V214H127ZM135 213H136V212H135ZM135 213H134V215H135ZM137 213H138V211H137ZM143 213H144V212H143ZM143 213L141 212V215H142ZM146 213H145V214H146ZM155 213H156V216H159L158 214H159L160 212H159L158 214H157V212H155ZM171 213H172V212H171ZM171 213H170V214H171ZM186 213H187V212H186ZM204 213H205V212H204ZM25 214H26V213H25ZM33 214H34V213H33ZM36 214H39V212H38V213L36 212ZM40 214H41V213H40ZM60 214H59V215H60ZM118 214L120 215V213H118ZM118 214H116V215H118ZM121 214H122V213H121ZM145 214H144V216H146ZM173 214L175 215V213H173ZM173 214H172V217H173ZM205 214H206V216H207L208 213H205ZM205 214H203V215H205ZM209 214L211 215V213H209ZM12 215H13V214H11V216H12ZM41 215H42V214H41ZM49 215H50V214H47V218H48ZM53 215H54V216H53ZM69 215H71V214H69ZM69 215L66 216V217H68V219H69L71 216L76 215V213H75V214H72L70 217H69ZM101 215H103V214H101ZM101 215H99V216H101ZM116 215H115L114 217H116ZM132 215H133V214H132ZM134 215H133V216H134ZM136 215H137V214H136ZM183 215H184V214H183ZM5 216H6V214H5ZM22 216H25V215L23 214ZM38 216H39V215H38ZM51 216H53V217H51ZM51 216H50L51 219L49 218L50 220H52L51 222H54V220L56 221V220L58 219V218L55 217L56 215H55L54 213L51 214ZM57 216H58V214H57ZM88 216H87V218H88ZM138 216H139V215H138ZM144 216H141V217L139 216V218L141 219V218L143 217L142 219L144 220V219L146 218V217H144ZM154 216H155V214H154ZM154 216L152 215V218H151L152 220H153V217H154ZM176 216H177V214H176ZM13 217H14V216H13ZM18 217H19V216H18ZM31 217H33V216H31ZM35 217H36V219H37V215H36ZM39 217H40V216H39ZM43 217H44V216H43ZM43 217H41V218H43ZM61 217H62V216H61ZM64 217H65V216H64ZM64 217H63V218H64ZM73 217H74V216H73ZM73 217H71V218L73 219ZM84 217H85V216H84ZM108 217L106 216V218L109 219V220L114 219V217H111V219L108 218ZM118 217H119V216H118ZM122 217H120L121 220H119V219L117 220V218H116V220L121 222V221H122ZM124 217H123V218H124ZM131 217H132V216H131ZM169 217H170V215H169ZM169 217H167L168 220L172 218V217H171V218H169ZM174 217H175V216H174ZM179 217H180V216H179ZM183 217H184V219H185V217H186V219L188 218L187 215H186V216H183ZM210 217H211V216H210ZM210 217H209V215H208L207 219L210 218ZM1 218L3 219V216H1ZM1 218H0V220H1ZM19 218H20V217H19ZM19 218H17V220H19ZM26 218H27V220H28V217H26ZM47 218L45 217V218H44L45 220L43 219V221L46 222ZM52 218H54V220H53ZM55 218H56V219H55ZM87 218H86V219H87ZM155 218H156V221H154V222L156 223L158 217H154V220H155ZM4 219H5V218H4ZM4 219H3V220H4ZM6 219H7V218H6ZM6 219L4 220V223H3L2 221H0V223L2 222L3 224H5L6 221L9 220V219H8V220H6ZM10 219H11V218H10ZM12 219H13V218H12ZM15 219H16V218H15ZM22 219H23V218H22ZM38 219L40 220V218H38ZM68 219L66 218V224H67V222L69 221ZM72 219H70V220H72ZM98 219H100V218L97 217V221H100V220H101V219H100V220H98ZM125 219H123V220H125ZM151 219H150V220H151ZM186 219H185V221H186ZM13 220H14V219H13ZM17 220L15 221L16 223H18ZM27 220H26V222H27V224H28L29 222H28ZM29 220H30V219H29ZM31 220H32V219H31ZM34 220H35V219H33V221H34ZM59 220H60V219H59ZM61 220H62V219H61ZM61 220H60V221H61ZM63 220H64V219H63ZM63 220H62V221H63ZM67 220H68V221H67ZM87 220H88V219H87ZM94 220H95V219H94ZM126 220H127V219H126ZM129 220H130V219H129ZM129 220H128V221H129ZM168 220H166V222H167ZM174 220L176 221L177 219L174 218ZM178 220H179V219H178ZM181 220H182V217H181ZM205 220H206V219H205ZM11 221H12V220H11ZM11 221H10V224L13 222V221H12V222H11ZM41 221H42V220H41ZM57 221H58V220H57ZM60 221L56 222L55 225L52 223V224L55 226V227H54V229H55L54 232L56 233V234H54L55 236L57 235L58 232H60V229H61V222H62V221H61V222H60ZM97 221H96V223H97ZM103 221H104V220H103ZM140 221H141V223H142V220H140ZM185 221H182V222L185 223ZM187 221H188V219H187ZM187 221H186V223H188ZM21 222H22V221H21ZM26 222H23V223H26ZM47 222H48V221H47ZM47 222H46V223H47ZM69 222L71 223V221H69ZM101 222H102V221H101ZM101 222H98V223H101ZM106 222H107V221H106ZM114 222H115V221H114ZM114 222H113V224H114ZM120 222L115 223V224H119ZM145 222H146V219L144 220V223H145ZM166 222H165V223H166ZM19 223H20V222H19ZM31 223H32V222H31ZM41 223L43 224V222H41ZM62 223H63V222H62ZM104 223H105V222H104ZM126 223H127V221H126ZM126 223H125V224H126ZM139 223H140V222H139ZM141 223H140V224H141ZM144 223H143V224H144ZM150 223H151V222H150ZM152 223H153V221H152ZM152 223H151V225H152ZM167 223H168V222H167ZM167 223H166L165 225H166V226L169 225L168 227H166V226L164 225L166 228H168L167 230H169V227H170V230H172V229H173L172 226H176V222L174 223L172 220H170V222H169L168 224H167ZM186 223H185V224H186ZM3 224H2V225H3ZM12 224H13V223H12ZM12 224H11V225H12ZM27 224H26V225H27ZM29 224H30V223H29ZM32 224H34V223H32ZM44 224H45V223H44ZM44 224H43V225H44ZM49 224H50V222L48 223V225L45 224L43 227H45V226L47 225V228H48ZM85 224H86V223H84V221H83V225H82V226L85 227V226H84ZM88 224H89V223H88ZM91 224H95V221H94L93 223H91ZM91 224L89 225L90 227L86 225V227L88 228V230H89V228H90V230H91ZM101 224H102V223H101ZM113 224H112V225H113ZM115 224H114V225H115ZM122 224H124L123 221H122ZM122 224H120L119 226H124V225H122ZM173 224H175V225H173ZM185 224H184V225L182 224V225L185 226ZM6 225H7V223H6ZM16 225H19V226H20V224H15V226H16ZM53 225L50 224V227H51V226L53 227ZM96 225H98V224H96ZM96 225H94V227H95ZM102 225H104V224H102ZM141 225H142V224H141ZM149 225H150V224H149ZM151 225H150V226H151ZM154 225H155V224H154ZM7 226H10V225L8 224ZM21 226H23V224H21ZM21 226H20V227H21ZM24 226H25V224H24ZM24 226H23V227H24ZM28 226H29V225H28ZM30 226H31V225H30ZM30 226H29V227H30ZM33 226H34V225H32L31 228H32ZM38 226H40V225H38ZM38 226H37V227H38ZM62 226H63V224H62ZM68 226H69V225H68ZM75 226H76V225H75ZM80 226H81V225H80ZM82 226H81V227H82ZM92 226H93V225H92ZM99 226H101V225H99ZM99 226H96L95 228H97V227L99 228ZM132 226L134 227L135 225H131V227H132ZM137 226H138V223L136 224L135 227H137ZM144 226H145V225H144ZM29 227H27V228L29 229ZM37 227H36V228H37ZM43 227H41V228H43ZM64 227H66V226H64ZM70 227H71V226H70ZM81 227H80V228L78 227V228L81 229ZM86 227H85V228H86ZM102 227H103V226H102ZM112 227H114V226H112ZM116 227H118V225H116ZM116 227H115V228H116ZM142 227H143V226H140V228H139V226H138V230H137V229H136V230L139 231V229H141L142 232H143V230L145 231V229H142ZM154 227H155V226H154ZM165 227H164V228H165ZM6 228H7V230L9 229V227H6ZM16 228H18V226H17ZM36 228H34V229H36ZM38 228H39V227H38ZM38 228L36 229V231L38 230ZM41 228H40V229H41ZM45 228H46V227H45ZM92 228H93V227H92ZM104 228H105V227H104ZM108 228H109V227H108ZM121 228H122V227H121ZM129 228H130V227H129ZM129 228H128V230H129ZM144 228H145V227H144ZM149 228L151 229V227H148V229H149ZM152 228H153V227H152ZM0 229H1V228H0ZM3 229H5V228H3ZM13 229H14V226H13V228H11V230H13ZM19 229H20V228H19ZM48 229H49V228H48ZM50 229H51V228H50ZM54 229H53V230H54ZM66 229H67V227H66ZM76 229H77V228H76ZM79 229H78V230H79ZM102 229H103V228H102ZM106 229H107V228H106ZM106 229H104V231H105ZM109 229H110V228H109ZM132 229H134V228H132ZM15 230H16V229H15ZM17 230H18V229H17ZM17 230H16V231H17ZM21 230H22V228H21ZM78 230H77L76 232L79 234V233H80L79 231H82L83 229H82V230H79V231H78ZM88 230H87V231H88ZM90 230H89V233H91V232L94 231L95 229H93L92 231H90ZM97 230H98V229H97ZM107 230H108V229H107ZM136 230L134 229L135 232H136ZM163 230H164V229H163ZM19 231H20V230H19ZM38 231H39V230H38ZM38 231H37V232H38ZM44 231H46V229H45V230L43 229V232H44ZM47 231H48V230H47ZM62 231H63V230H62ZM62 231H61L60 233H62L64 237H65L66 234H67V235H68V238H69V236H72V234L74 233V231H73V232H71V235H70V232H69V234H68V233L65 234V231H63L64 233H63ZM68 231H69V230H68ZM84 231H85V229H84ZM108 231H109V230H108ZM119 231H120V229H119V227H118V232H117V233H119ZM129 231H131V229H130ZM43 232H40V233H38V234H42V235H43ZM52 232H53V231H52ZM66 232H67V231H66ZM85 232H86V231H85ZM120 232H121V231H120ZM140 232H141V231H140ZM140 232H139V233H140ZM142 232H141V233H142ZM164 232H165V230H164ZM168 232H170V231H168ZM17 233H18V232H17ZM45 233H46V232H45ZM86 233H87V232H86ZM86 233H85V234H86ZM102 233H103V231H102ZM106 233H107V232H105L104 234H106ZM111 233H112V232H111ZM129 233H130V235L132 234L131 232H129ZM14 234H15V233H14ZM35 234H36V233H34V238H35V237H36V239L39 238V236H35ZM47 234H48V233H47ZM49 234H50V232H49ZM62 234H61V235H62ZM74 234H75V233H74ZM74 234H73V235H74ZM81 234H82V232H81ZM81 234H79V237H80V236H83V238H84V237L86 236V235L84 236V233H83L82 235H81ZM119 234H120V233H119ZM122 234H123V233H122ZM163 234H164V233H162V236H164ZM183 234H184V233H182V235H183ZM18 235H19V233H18ZM76 235H77V234H76ZM76 235H75V236H76ZM88 235H89V234H88ZM109 235H110V233H109ZM114 235H117V234L114 232V233H112V236H114ZM125 235H126V234H125ZM128 235H129V234H128ZM47 236H48V235H47ZM47 236H44V237H47ZM49 236H51V235H49ZM49 236H48V238H47L48 240H49ZM52 236H53V233H52ZM52 236H51V237H52ZM59 236H60V234H59ZM100 236H101V235H100ZM104 236H105V235H103V237H101V238H104V242H105V243L103 242L102 245H103V244H106V246H107V245H108V244H107V239H108V238H106V237H104ZM106 236H107V235H106ZM118 236H119V235H118ZM132 236H135V235H132ZM132 236H131V237H132ZM140 236H142V235H139L138 237L135 236V237H137V238L139 239ZM180 236H181V235H180ZM15 237H16V236H15ZM15 237H14V238H15ZM17 237H19V236H17ZM30 237H32V235H31ZM61 237H62V236H61ZM61 237H60V238H61ZM64 237H63V238H64ZM72 237H74V236H72ZM124 237H125V236H124ZM165 237H166V235H165ZM178 237H179V235H178ZM181 237H182V236H181ZM181 237H180L179 239L182 240ZM28 238H29V237H28ZM32 238H33V237H32ZM32 238H31V239H32ZM34 238H33V239H34ZM41 238H43V237H41ZM41 238H40V239H41ZM53 238H54V237H53ZM53 238H51V239L53 240ZM60 238H59V239H60ZM68 238H67V237L64 238V240L67 239V241L65 240V242H61L62 239H60V242H61V243H57V244H56V248H55V246H53V247H54L53 249H55L54 252H56V250L58 249V248H57V247H58V246H57L58 244L61 245V244L64 243L66 246H65V245L63 246V245H62V246H63V247H62V251H61V249H60V251L62 252L61 254L63 255V250H64L66 247L68 248V246H67V245H68V241L71 240L70 238H69L70 240H69ZM81 238H82V237H81ZM101 238L98 239V240H99V243L96 244V246H98V245L100 244V241H101L100 239H101ZM109 238H110V237H109ZM111 238H112V237H111ZM114 238H115V237H114ZM114 238H112L111 240H114V241H115ZM120 238L122 239V236H121ZM184 238H185V237H184ZM184 238H183V239H184ZM33 239H32V240H33ZM36 239H34L36 242H37L38 240L40 241V239H38V240H36ZM43 239H44V238H43ZM43 239H42V240H43ZM47 239L45 238L44 240H47ZM56 239H58V238L56 237ZM56 239H55V240H56ZM75 239H77V238L75 237ZM79 239H80V238H78V240H79ZM117 239H118V238H117ZM135 239H136V238H135ZM138 239H137V240H138ZM151 239H153V238L151 237ZM163 239H164V238H162V241H163ZM32 240H30V244H29V245H31V247H32V249H33V248H36L38 245L36 246V243H34V244H35V246H34V245H33V242H31ZM64 240H63V241H64ZM80 240H82V239H80ZM111 240H110V241H111ZM122 240H123V239H122ZM128 240H129V239H128ZM128 240H127V241H128ZM133 240H134V239H133ZM154 240H155V239H154ZM157 240H159V239L156 238L155 241L157 242ZM176 240H177V239H176ZM181 240H179V241L182 243L183 240H182V241H181ZM28 241H29V239H28ZM28 241H27V242H28ZM39 241H38V243L41 242V241H40V242H39ZM49 241H50V240H49ZM71 241H72V240H71ZM114 241H113V242H114ZM116 241H117V240H116ZM116 241H115V242H116ZM123 241H124V240H123ZM123 241H122V242H123ZM130 241H131V240H130ZM130 241H129V243H130ZM148 241L150 242L149 239H148ZM148 241H147V242H148ZM162 241H161V239H160L159 242L162 243ZM52 242H55V241H52ZM72 242H73V241H72ZM74 242L76 243V244H75V243H74V244H75V246L77 247V244H79V243H77V240H76V241L74 240ZM78 242H79V241H78ZM111 242H112V241H111ZM111 242H110V245H111ZM118 242H120V240H118ZM122 242H121V243H122ZM125 242H126V240H125ZM132 242H135V240L132 241ZM159 242H158V243H159ZM177 242H178V240H177ZM180 242H178V244H181ZM28 243H29V242H28ZM28 243H27V244H28ZM31 243H32V244H31ZM41 243L43 244V242H41ZM41 243H40V244H41ZM45 243H46V244H47V243L49 244V245L47 244V247H49V246L51 247V245H52V243L50 244L49 242H45ZM108 243H109V242H108ZM121 243H118V246H119V244H121ZM129 243H128V244H129ZM151 243H152V241H151ZM153 243H154V241H153ZM174 243L176 244V241H175ZM27 244H26V245H27ZM42 244H41V245H42ZM53 244H54V243H53ZM69 244H71V243L69 242ZM112 244H113V243H112ZM116 244H117V243H116ZM125 244H126V243H125ZM125 244H124V245H125ZM131 244H133V243H131ZM146 244H147V243H146ZM146 244H145V246H146ZM156 244H157V243H156ZM29 245H28V246H29ZM54 245H55V244H54ZM126 245H127V244H126ZM126 245H125V246H126ZM150 245H151V248H155V250H156V248H157L156 245H155V247H152V246H153L152 244H150ZM150 245L147 246V247H149V251H150ZM158 245H159V244H158ZM33 246H34V247H33ZM70 246H71V245H70ZM106 246L104 245V247H106ZM23 247L25 248L26 246L24 245ZM23 247H22V249H23ZM31 247H29V248L31 249ZM41 247H42V249H44V250H42V249L40 248V246H39L40 250H39V248H38L37 250H39V251H43V252H44V251H45V248H47V247H44V248H43V246H41ZM64 247H65V248H64ZM71 247H74V246H71ZM104 247H102L101 249L103 250ZM108 247H109V246H108ZM110 247H112V246H110ZM110 247H109V248H110ZM115 247H117V246L115 245ZM120 247H121V246H120ZM51 248H52V247H51ZM59 248H61V246H60ZM109 248H107V249L109 250ZM117 248L119 249V247H117ZM123 248H124V247H123ZM144 248H146V247H144ZM47 249H48V248H47ZM49 249H50V248H49ZM49 249H48L47 251H49ZM70 249H72V248H70ZM70 249H69V250H70ZM98 249H100V248L98 247ZM98 249H97V250H98ZM105 249H106V248H105ZM118 249H117V251H118ZM142 249H143V248H142ZM157 249H158V248H157ZM24 250H25V249H24ZM24 250H23V251H24ZM27 250H28V249H27ZM37 250H36V251H37ZM50 250H51V249H50ZM90 250H91V248H90ZM111 250H113V248H112ZM121 250L123 251V249H119L118 254H121V253H119ZM126 250H127V249H126ZM126 250H125V251H126ZM151 250H152V249H151ZM25 251H26V250H25ZM25 251L22 252V253L25 254ZM31 251H32V250H31ZM36 251H35V256H36V254L40 255L41 252H40V253H36ZM39 251H38V252H39ZM47 251H46V252H47ZM65 251H66V250H65ZM65 251H64V252H65ZM67 251H68V250H67ZM67 251H66V252H67ZM106 251H107V250H106ZM106 251L104 250V252H102V255H101V256H104V255L106 254V253H105ZM115 251H116V250H115ZM115 251L113 250L112 252H110L111 255H113L112 253L115 252ZM127 251H129V249H128ZM141 251H142V250H141ZM143 251H145V249H144ZM143 251H142V252H143ZM147 251H148V248H147ZM147 251H146V252H143V254L141 253V255H145L144 253H146V255H148V254L151 252V251H150V252L148 253ZM175 251H176V250H175ZM180 251H181V250H180ZM180 251L178 250V252H180ZM26 252H27V251H26ZM46 252H44V253H46ZM49 252H50V251H49ZM49 252H48V253H49ZM66 252H65V253H66ZM85 252H89V250L87 249V250H85ZM97 252H98V251H97ZM100 252H101V251L99 250V253H100ZM131 252H132V251H131ZM154 252H155V251H154ZM173 252H174V251H173ZM178 252H177V253H178ZM33 253H34V252H33ZM56 253H57V252H56ZM99 253H98V255H99ZM107 253H108V252H107ZM123 253H125V252L123 251ZM129 253H130V252H129ZM170 253H171V252H170ZM181 253L183 254V252H181ZM181 253H180V254H181ZM28 254H29V253H28ZM46 254H47V253H46ZM46 254H44V255L46 256ZM54 254H55V253H54ZM57 254H58V253H57ZM57 254H55V255H57ZM59 254H60V252H59ZM61 254H60V257H61ZM68 254L71 255V254H72L71 251H69ZM84 254H86V253H84ZM91 254L94 255V254H96V253H95V252H94V253H93V252L91 253V251H90V255H91ZM103 254H104V255H103ZM115 254H116V253H115ZM115 254H114V255H115ZM118 254H117L116 258H118ZM171 254H172V253H171ZM31 255H32V254H31ZM33 255H34V254H33ZM38 255L36 256L37 258H38ZM50 255H51V254H50ZM52 255H53V252H52ZM86 255L88 256V253H87ZM90 255H89V256H90ZM109 255H110V254H109ZM109 255H108V256H109ZM111 255H110V257H112L113 262H114V259H115V258H113L114 255H113V256H111ZM122 255L125 256V254H122ZM122 255H121V256H122ZM153 255H154V254H153ZM22 256H23V255H22ZM28 256H29V255H26V259L28 258ZM47 256H49V255H47ZM68 256H69V255H67L66 257L68 258ZM87 256H86V257H87ZM89 256H88V257H89ZM99 256H100V255H99ZM101 256L99 257L100 259L102 258ZM124 256H122V257H124ZM151 256H152V255H151ZM151 256H149V258H150L151 261H152ZM178 256H179V254L177 255L176 252H175V254L173 253V255H172L171 258H170V261H171V262H172V261H174V262L179 261V260L177 259ZM36 257H34V258H36ZM39 257H40V256H39ZM42 257L44 258V256H41V258H42ZM50 257H53V256H50ZM55 257H56V256H55ZM60 257L58 256V258H60ZM70 257H71V256H69V258H70ZM78 257H79V254H78ZM91 257H92V256H91ZM110 257H108V258H110ZM119 257H120V256H119ZM142 257H143V256H142ZM168 257H170V256H168ZM179 257H181V255H180ZM34 258H33V259H34ZM53 258H54V257H53ZM64 258H65V255H64ZM67 258H66V259H67ZM73 258H77V257L75 256V257H73ZM80 258H81V257H80ZM82 258H83V257H82ZM82 258H81L80 260H82ZM89 258H90V257H89ZM89 258H88V259H89ZM94 258H97V255L94 256ZM94 258H93V259H94ZM125 258L127 259V256H125ZM138 258H139V257H138ZM144 258H145V257H144ZM144 258H143V260H145V259H146V260L149 259V258H145V259H144ZM28 259H30V258H28ZM54 259H55V258H54ZM60 259H61V258H60ZM62 259H63V258H62ZM66 259H63V260L66 261V262L64 261L65 263L68 262V259H67V260H66ZM70 259H71V258H70ZM83 259H85V257H84ZM102 259H104V258H102ZM119 259H120V258H119ZM119 259H118V260H119ZM126 259H125V260H126ZM139 259H140V262H142V258L140 257ZM176 259H177V260H176ZM38 260H41V259L39 258ZM44 260H45V261L48 260V257H47V258H44L43 261H44ZM49 260H50V259H49ZM58 260H59V259H58ZM63 260H60V261H62V263H63ZM75 260H76V259H74V261H75ZM86 260H87V259H86ZM98 260H99V259H98ZM109 260H111V259H109ZM127 260H128V259H127ZM146 260H145V261H146ZM175 260H176V261H175ZM23 261H24V260H23ZM31 261H32V260H31ZM36 261H37V259H36ZM69 261H70V260H69ZM74 261H73V262H74ZM78 261H79V260H76V263H77V264H78ZM89 261H91V260L89 259ZM96 261H97V260L95 259V261H93V262L91 261L90 263L93 264V263L95 262L96 264H99V263H98L99 261H98V262H96ZM116 261H117V260H116ZM120 261L124 262V260H121V259H120ZM134 261H136V263H137L138 260L136 259V260H134ZM134 261L132 260L133 263H134ZM145 261H144L143 264H145ZM27 262H28V260H26V263H27ZM37 262H38V261H37ZM37 262H35L34 264H36ZM39 262H42V260L39 261ZM80 262L82 263L83 261H79V263H80ZM85 262H86V261H84V264H86ZM101 262H103V261L100 260V263H101ZM122 262L119 263V261H118L119 264H123ZM125 262L127 263V261H125ZM146 262L148 263V261H146ZM149 262H150V260H149ZM163 262H165V261H163ZM163 262H162V263H163ZM166 262H168V261H166ZM26 263H25V264H26ZM47 263H48V264H51L52 261H51L50 263H49V261H48ZM54 263H55V262H54ZM54 263H53V264H54ZM81 263H80V264H81ZM126 263H124V264H126ZM147 263H146V264H147ZM168 263H169V262H168ZM172 263H173V262H172ZM172 263H170V264H172ZM177 263H178V262H177ZM37 264H39V263H37ZM42 264H43V262H42ZM44 264H46V263H44ZM57 264H58V262H57ZM63 264H64V263H63ZM74 264H75V262H74ZM82 264H83V263H82ZM128 264H130V262H128ZM137 264H138V263H137ZM140 264H142V263H140ZM165 264H166V263H165Z\"/></svg>",
    "mask_w": 264,
    "mask_h": 264
}]
</instances>
